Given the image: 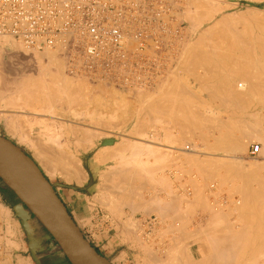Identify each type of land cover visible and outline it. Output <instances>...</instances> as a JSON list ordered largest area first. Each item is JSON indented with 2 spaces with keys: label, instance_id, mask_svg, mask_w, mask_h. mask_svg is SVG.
Masks as SVG:
<instances>
[{
  "label": "bare ground",
  "instance_id": "bare-ground-1",
  "mask_svg": "<svg viewBox=\"0 0 264 264\" xmlns=\"http://www.w3.org/2000/svg\"><path fill=\"white\" fill-rule=\"evenodd\" d=\"M168 1V3H169V5H170V15H167L166 17H164V25H163V27H160V26H154V27H151L150 28V32L151 33H153L156 37H157V41L161 44V46H163V47H167L168 48V50H167V53H165V54H162V55H160V56H156L155 57V59H154V61H155V65H156V69H157V72H156V74H147L146 76H144V77H142L141 79H146V78H150L151 80H152V82H151V84L150 85H146L144 82H139V83H137V84H139L138 86H132V85H137V84H132L130 87H125V86H121L120 88L119 87H115V86H112V85H109V84H107V80H105V79H99L98 77H96V76H91V73H85V72H80L81 70H82V68L79 66V64H78V62L76 61V59H75V56H74V54L72 53V52H68L67 51V49H66V47L63 45V44H61L60 43V41H59V36L62 34V33H60V34H58L57 33V37H56V41H55V43L53 44V45H47V44H45V43H43V42H40L39 44H38V46H25L21 41H19V40H17V39H15V38H13L11 35H8V34H3V33H0V64H3V62L1 63V61H2V58H3V53L7 50L3 45H4V42L5 41H9L10 39H12L13 41H15L16 43H19L20 45H22L23 46V48H25L26 49V51H29V52H31V53H37L38 54V52H39V54H40V52H41V54L42 55H39L38 54V56L39 57H43V58H45V60H46V63H44V67H43V71L41 70V72H44V75L43 76H40L39 75V73H38V77L39 78H41V80H37V78H36V83L37 84H35V86H34V82H32V84H30V81H29V84H28V86H30V85H32L31 87H26V88H32V87H34V89L35 88H37L36 90H33V88L31 89V90H28V89H26L25 91H22V92H24L26 95H28L29 93L27 92V90L30 92V93H32L33 92V95L31 94L30 96L32 97V100H34L33 102H34V104H36L35 102L36 101H38L40 104L41 103H43V104H45V103H47V105H42V107L41 108H44V109H47V108H49V109H55V104H56V102L58 103V101H60V100H64V94L66 95L67 94V96H68V92L71 94V95H73V93H75V90H76V92H79L78 90H80V92L82 91L81 89H83V88H81V89H78V87L79 86H77V87H74V85L72 86V84H70V83H66V81L65 80H61V78L58 76V73H57V71L58 70H61L62 69V67L64 66V68H65V70H66V73L68 74V76L70 75L71 77H75L76 79L78 78L79 80H81V81H83L84 80V82L86 81L87 83H89V85H90V87H91V85H96V86H94V87H98L97 85H100V86H104L105 88H108V90L109 89H113V91L115 90L116 91V95H117V92L119 91V93L121 94V92H127L128 94L129 93H131V95L133 94V95H140L139 97H141V95H149V93L151 94V92L153 93V92H156L157 90H159V89H161L163 86H164V89H166L165 87L167 86V85H169V87L168 88H171L170 87V84L169 83H171V81H172V88L171 89H173V85H175V84H173V82H175L176 80H177V75H175L176 73V71L177 70H180V71H182L181 69L183 68L184 69V67H183V63L187 60H191V61H189V68L187 67L188 65H187V61H186V64L184 63V65H187L186 67V69H185V74L187 73L186 72V70L188 71V69H190V67L192 68L191 70H189V72L190 71H196V72H194V73H196L197 75H198V71L196 70V67H197V69H198V64H199V66H204L205 68H201L202 70H204V69H206L207 67H209V68H207V70H209V72L210 71H212L214 68H216V69H218V71L216 70V69H214V70H216V73L217 72H220V74H218L217 73V75H216V73L214 74V71L213 72H208L207 70H205L206 72H208V75L210 74V76L211 75H213V81L215 80V78H217V82L216 81H214L216 84V91L215 92H217V94H218V96H219V99H220V101H221V106L220 107H223L225 110H228V112L230 113V116L231 117H233V120H235V119H237L236 121L237 122H239L238 124H240V123H242V125H239V126H241L240 127V130L241 131H239V134H240V132H242V134H243V131L247 128V127H245V124L246 125H248L249 126V124H247V123H245V122H248V119H246V118H248L249 117V119H251L250 117H252V119H253V117H255L256 116V114L255 113H252V112H250V110H252L253 111V109H252V107H253V105H255L256 106V104L257 103H253V102H251L250 100L252 99V98H254L252 101H254L256 98H257V96L256 95H258L259 97H258V99H260V104L261 105H263V107L262 106H260V105H258L257 104V106H260V107H262V109L264 108V20L262 21V23H263V25H262V27L260 26V24H259V26H257V25H254V23L255 22H257L258 23V21H253V19L251 18V20H252V22H253V25L252 26H247V27H240V25L238 24V25H236L234 22H233V20H235V19H232L231 17H233V15L232 14H229L230 16H228L227 15V13H226V15H227V17L228 18H226V15H225V18L223 19L222 18V15H221V19H223V20H221V19H219L220 20V22L218 21L217 23H216V21H214L215 23H211L212 25H209V28H207L208 26L206 25V28H204V30H205V32L203 31V33L202 34H199V36L197 35V36H195L196 38H198V39H192V42L190 43L191 45H188L189 43H188V38H189V33L188 32H191L189 29L191 28H189V26H191V24L190 23H192V22H194V21H196V22H199V23H196V24H200V26L202 25V23L200 22V21H202L203 22V20H211V18H209L210 16L208 15L211 11V13H210V15L211 14H213L214 13V11L216 10H218L219 11V9H215V8H219L220 7V9L223 7H221V6H219V7H217L219 4L218 3H220V2H223V1H220V0H212V1H209L208 0V2H206L207 3V5H205V1L206 0H202V2L201 3H198L200 6H201V8H198V10L200 9L201 11H197V10H195V9H197V6H199V5H194L195 4V2H196V0H167ZM198 1V0H197ZM248 1H256V2H258L259 0H248ZM199 2H200V0H199ZM210 2H213L212 4H215V5H217V6H213V9H214V11L213 10H211V8H212V5H211V3ZM208 3H210L209 5H211V8L209 9V11H208ZM202 4V5H201ZM225 4V3H224ZM223 4V5H224ZM203 5H205L206 7H203L202 8V6ZM227 5V4H226ZM231 5V4H230ZM236 5V4H235ZM194 6H196V8H194ZM199 6V7H200ZM232 6H234V5H232ZM210 7V6H209ZM215 7V8H214ZM226 7H228V6H226ZM204 8L206 9L207 8V11L209 12V13H207V11L206 10H204ZM224 8V7H223ZM247 9V8H246ZM254 9V8H253ZM249 10H250V8H249ZM264 10V9H263ZM196 11L198 12V13H196ZM217 11V12H218ZM242 12V11H241ZM247 12V11H246ZM244 13V12H243ZM258 13H259V11H258ZM260 13H261V10H260ZM217 14V13H216ZM223 14V13H222ZM239 15H240V13H238ZM255 14V13H254ZM208 15V16H207ZM232 15V16H231ZM261 15V14H260ZM262 15H264L263 14V12H262ZM261 15V16H262ZM213 16L215 17V14H213ZM223 16H224V14H223ZM249 16V15H248ZM251 17H252V15H250ZM197 18V19H195V18ZM208 17V18H207ZM211 17H212V15H211ZM218 17V16H217ZM230 17V18H229ZM194 18V19H193ZM237 18V17H236ZM253 18H255V16L253 17ZM258 18H259V16H258ZM262 18V17H261ZM264 18V17H263ZM262 18V19H263ZM255 19H257V18H255ZM262 19H260V21L259 22H261V20ZM190 20H191V22H190ZM217 20V19H216ZM240 20V19H239ZM242 20H244V19H241V21ZM257 20H259V19H257ZM189 21V22H188ZM236 21V20H235ZM240 21V22H241ZM248 20H246V22H247ZM195 23V22H194ZM194 23H192V29L193 28H198V25H194ZM204 23V22H203ZM237 23V22H236ZM245 24V23H244ZM194 25V26H193ZM234 25H236V26H234ZM251 25V24H250ZM132 27H133V25L132 24H130L129 23V21H128V19H125V21H124V23H123V26H122V31L123 32H125L126 33V35L125 36H122V38H123V40H122V42H123V48L124 49H126L127 50V52L129 53V57L131 58V59H134V60H136L138 57H139V51H138V49L136 48L137 46H136V42L131 38V36H130V30L132 29ZM78 28L81 30V26H78ZM202 29V28H201ZM200 32H201V30H200ZM4 37V38H3ZM6 37H8V38H10L9 40H8V38H7V40L5 39ZM132 37H135V36H132ZM194 37V36H193ZM217 38V37H219L220 39L219 40H221L220 42H218V38L217 39H214V38ZM250 38H252V41H250L249 39ZM215 40H217V41H215ZM12 41V42H13ZM214 42H218V43H214ZM15 43V44H16ZM251 43V44H250ZM9 44H11V43H9ZM13 44V43H12ZM11 44V45H12ZM219 44V46H217ZM7 45V44H6ZM188 45V46H187ZM248 45H250V46H248ZM13 46V45H12ZM19 47V46H18ZM219 47V48H218ZM22 48V47H21ZM14 50V49H13ZM23 50V49H22ZM237 51V56H235V55H231V52H233V51ZM49 51H52V52H49ZM185 51V53H187V54H185V56H188V58L187 57H185L184 56V52ZM230 52V54H229V56H223V55H227V54H225V52ZM7 52V51H6ZM24 52H25V50H24ZM55 53L56 55H57V57H56V60H57V58L59 59V61H60V63L58 62V63H53V62H56V61H53L54 59H53V55H52V53ZM227 52V53H228ZM30 53V54H31ZM53 53V54H54ZM150 53H148V55H149ZM183 55V59L181 58V56ZM217 55H219V59H218V57H216ZM221 55V56H220ZM185 58H187L186 60H184ZM42 59V58H41ZM40 59V60H41ZM180 59H181V61L183 62L182 64H179L180 63ZM194 61H193V60ZM217 59H218V61H217ZM38 61V60H37ZM217 61V62H216ZM191 62V63H190ZM196 63H197V65H196ZM40 64V62L37 64V65H39ZM181 65L182 67H181V69L179 68V65ZM190 64H191V66H190ZM196 65V67L194 66V69H193V66L192 65ZM211 64H213L214 65V67L212 66V69L210 70V67H211ZM0 67H1V65H0ZM39 67V66H38ZM177 68H179V69H177ZM39 69V68H38ZM201 69H200V71H201ZM40 70H38L39 72H40ZM71 70H72V72H71ZM205 71H203V72H205ZM41 72H40V74H41ZM62 72H63V70H62ZM61 72V73H62ZM183 72H184V70H183ZM37 73V72H36ZM159 73V74H158ZM193 72H191V73H189V74H191L192 76H191V80H192V78H193V74H192ZM202 73V72H201ZM212 73V74H211ZM178 74V73H177ZM181 74H183L182 72H181ZM194 75V77L196 78V79H198L197 80V82H199L201 79H202V81H200V82H206L207 80L206 79H209L208 77H210V76H206V74H199V75H201V77H200V80H199V78H198V76L197 75ZM42 75V74H41ZM175 75V76H174ZM64 76V75H63ZM67 76V75H66ZM70 76L69 77H67V78H70ZM184 76V75H183ZM183 76H181V78L182 79H180V77L178 78V79H180L181 81L183 80ZM186 76V75H185ZM184 76V77H185ZM187 76H188V74H187ZM118 77L119 78H121V79H124L120 74L118 75ZM128 77H135V78H137V75L134 73V74H126V78H128ZM174 77H177L176 78V80H175V78ZM238 77H240V79L242 78V80L243 81H241ZM65 78V77H64ZM74 78V79H75ZM174 78V79H173ZM188 78V77H187ZM186 78V79H187ZM190 78V77H189ZM210 78H212V77H210ZM236 78H238L242 83H234L235 82V79ZM92 79H98V81H93ZM196 79H194L193 78V80H195L196 81ZM20 80V79H19ZM174 80V81H173ZM179 80V81H180ZM212 80V79H211ZM210 80V81H211ZM33 81V80H32ZM68 81V80H67ZM179 82L181 85L183 84L182 82ZM184 81V80H183ZM195 81H193L194 83H195ZM85 82V83H86ZM128 82H132V81H128ZM204 82V83H205ZM212 82V81H211ZM78 83H79V81H78ZM81 83V82H80ZM84 83V84H85ZM178 83V82H177ZM201 83V86L202 85H204V86H202V87H204V89L206 90V85L208 86V83H209V81H208V83L206 84H202ZM83 84V83H82ZM81 84V85H82ZM147 84H149V83H147ZM184 84H185V82H184ZM235 84V85H234ZM27 85V84H26ZM77 85V84H76ZM78 85H80V84H78ZM178 84H176L175 86H177ZM199 85V84H198ZM37 86V87H36ZM99 86V87H100ZM174 86V87H175ZM187 86H189V84L187 85ZM187 86H185L184 85V87L186 88ZM196 86V85H195ZM233 86H234V88L236 89H233ZM81 87V86H80ZM82 87H84L83 85H82ZM88 87V86H87ZM86 87V88H87ZM202 87H200L199 86V88H201V90L203 89ZM208 87H210L211 88V86H208ZM207 87V88H208ZM213 87H214V85H212V89H213ZM19 88V87H18ZM104 88V89H105ZM180 88H181V86L179 87V90H180ZM182 88H183V86H182ZM182 88H181V90H182ZM185 88L183 89V91H187L188 90V92H189V87H188V89H186L185 90ZM215 88V87H214ZM88 89V88H87ZM94 89V88H93ZM93 89H91L90 88V91L89 92H91V91H93ZM171 89L169 90H167V91H169V93H170V91H171ZM177 89H178V86H177ZM176 89V91H174V92H171V95H173V94H175V92H176V94H179L178 93V91L179 90H177ZM212 89H209L208 88V90H206V91H208V93H206V91H204V90H198V92L199 93H203V91H204V93L203 94H205V96H207L206 94H208V96L210 95V98H211V96L213 97V96H215L214 97V99L216 100V99H218V97L216 96V95H214L213 94V92H211L210 90H212ZM217 89H219L220 91H217ZM24 90V89H23ZM37 90H40V94H41V92H42V96L40 97H37V98H35L34 99V96L36 95V91ZM53 90V92L55 91L56 92V94L54 95V93L53 94H51L52 92H50V91H52ZM97 90V89H96ZM103 90V89H102ZM105 90H107V89H105ZM174 90V89H173ZM191 90V89H190ZM197 90V89H196ZM195 90V91H196ZM214 90V89H213ZM212 90V91H213ZM86 91V90H85ZM100 91V90H99ZM165 91V90H164ZM194 91V90H193ZM192 91V93H194ZM38 93H39V91H37ZM50 92V93H49ZM98 92V91H97ZM102 92V91H101ZM100 92V93H101ZM110 92H112V90L110 91ZM209 92H211L210 94H209ZM28 93V94H27ZM35 93V94H34ZM38 93H37V96H38ZM99 93V92H98ZM113 93V92H112ZM146 93H148V94H146ZM168 93V94H169ZM173 93V94H172ZM182 94L184 93V92H181ZM191 92H190V94H192ZM195 93H197V91L195 92ZM198 93V94H199ZM58 94H62L61 95V97L63 96V98H61V97H57L58 96ZM69 94V96H71ZM80 94H82V92L80 93ZM84 94H85V92H84ZM84 94H83V96H84ZM87 94V93H86ZM93 94H95L94 92L92 93V95ZM97 94V93H96ZM103 94L104 95H106V92L104 93L103 92ZM108 94V93H107ZM111 94V93H110ZM175 94V95H176ZM186 94H187V92H186ZM189 93H188V95L187 96H189L190 95ZM197 94V95H198ZM76 95H77V93H75V97H76ZM100 95V94H99ZM132 95V99L134 98V96ZM161 95V94H160ZM181 95V94H180ZM194 95H196V94H194ZM24 96V95H23ZM60 96V95H59ZM68 96V98H70ZM77 96H79V94L77 95ZM83 96H81V97H83ZM86 96V95H85ZM97 96V95H96ZM121 96H123V95H121ZM162 96V95H161ZM187 96H185V97H183L182 96V101H180V100H178L179 98H177V97H179L178 95H177V97L176 96H174V97H176L177 99H175L174 97V99L175 100H178L180 103H178L179 104V106H177L178 104L176 103L175 105H176V107H175V105H174V110H175V108L177 109V107H180L181 109H179V110H182L181 111V113H179V110L177 109V111H178V113H179V115L176 113V112H173V113H176L177 114V118H178V120H180L178 123L180 124V122L181 123H183V124H190V126L192 125V126H194V127H198L199 125H203L204 126V124H200L201 122H199V120H197V118L195 117V116H192V110H193V108H195V107H193L192 109L190 108V107H188L189 109H190V112H187L188 110H187V106H191L192 107V105L194 106V103L196 104H198V101L196 100V102H192L193 104L192 105H190V97H192L193 99L192 100H194V98H197L196 96L195 97H193V95H191L189 98H186ZM255 96H256V98H255ZM25 97H27V96H25ZM31 97H29V95H28V99L30 98L31 99ZM72 97V101L71 100H69V101H71V103H73L74 102V104L76 103L75 101L77 100V97H76V99H74L73 97H74V95L73 96H71ZM81 97H79V98H81ZM94 97H95V95H94ZM101 97H102V95H101ZM111 97V96H110ZM119 97H120V95H119ZM131 97V96H130ZM158 97V96H157ZM171 97V96H170ZM170 97L168 98V99H170ZM198 97H200V96H198ZM65 98H67V97H65ZM79 98H78V100H77V102L79 101V102H82L85 98H82L81 100H79ZM93 98V97H92ZM96 98H98V97H96ZM102 98H104V97H102ZM106 98H107V96H106ZM114 98V97H113ZM115 98H117L116 96H115ZM126 98V97H125ZM137 98H138V96H137ZM143 98V97H142ZM158 98H160V97H158ZM163 98V97H162ZM166 98V97H165ZM172 98V97H171ZM184 98V99H183ZM207 98V97H206ZM210 98H209V100H210ZM40 99V100H39ZM94 99V98H93ZM120 99H123V98H120ZM136 99V98H135ZM167 99V98H166ZM198 99V98H197ZM201 99V98H200ZM205 99V98H204ZM211 99H213V98H211ZM213 99V100H214ZM27 100V99H26ZM36 100V101H35ZM66 100V102H64V103H67V101H68V99H65ZM87 100H88V98H87ZM86 100V101H87ZM91 100V99H90ZM89 100V101H90ZM119 100V99H118ZM157 100V99H156ZM162 100V99H161ZM172 100V99H171ZM171 100H168V101H171ZM203 100V99H202ZM208 100V101H209ZM214 100V101H215ZM247 100H249L248 102H247ZM31 101V100H30ZM88 101V105H89V102ZM91 101H93V100H91ZM109 101V100H108ZM113 101H116V99L115 100H113ZM121 100H119V102H120ZM124 101V100H123ZM128 101V100H127ZM155 101V100H154ZM184 101V102H183ZM200 101V100H199ZM205 101V100H204ZM216 101H218V100H216ZM220 101L218 102V103H220ZM244 101H246V102H244ZM32 102V101H31ZM31 102H29V104H27V106H31ZM125 102V101H124ZM152 102V101H151ZM151 102H149L148 104L150 105V106H148V104H146L147 105V107L145 108H143L142 109V114H143V116L145 117H151V115L152 114H150L151 112H150V110H151V108L152 107H154V106H151L153 103H151ZM157 102H158V100H157ZM162 102H163V104L165 103V101H164V99L162 100ZM173 102H174V100H173ZM181 102H183V103H181ZM213 102V101H212ZM255 102V101H254ZM256 102H258V101H256ZM62 104H63V102H61ZM71 103H70V106H71ZM82 103H84V102H82ZM95 103H96V100H95ZM95 103H93V104H95ZM105 103V102H104ZM120 103H122V102H120ZM135 103V102H134ZM134 103H133V105H134ZM145 103V102H144ZM159 103H161V102H159ZM168 103H170V102H168ZM167 102H166V105L168 104ZM175 103V102H174ZM200 103H201V101L199 102V105H200ZM204 103H206V102H204ZM208 103V102H207ZM210 103H211V101H210ZM209 103V104H210ZM217 102H213L212 104H214V106H216L217 104H216ZM250 103V104H249ZM251 103L253 104L252 105V107L251 108H249V106L251 105ZM259 103V102H258ZM69 104V103H68ZM73 104V105H74ZM81 104V103H80ZM99 104V103H98ZM107 104V103H106ZM106 104H104V105H106ZM141 104V103H140ZM189 104V105H188ZM208 104V105H209ZM216 104V105H215ZM33 105V104H32ZM86 105V104H85ZM110 105H112V102H111V104ZM115 105H119V103H117V104H115ZM137 105V104H136ZM141 105H143V104H141ZM145 105V104H144ZM145 105V106H146ZM158 105H161V106H157V105H155V107L154 108H152V110L153 109H155L156 110V108L158 107V109H160L161 110V107H163V105H162V103L161 104H158ZM206 105V104H205ZM204 105V106H205ZM207 105V106H208ZM69 106V105H68ZM76 106H78V105H76ZM81 107H83L84 105L82 104V105H80ZM87 106V105H86ZM97 106V105H96ZM95 106V107H96ZM99 106V105H98ZM97 106V107H98ZM107 106V105H106ZM113 106V105H112ZM125 106H127V108L126 109H128V107L130 106H128V104L127 105H123L122 104V106L120 105V106H115L116 108H114L115 110H112L110 113H104V114H101V113H95V112H92V113H90V112H86L85 114H80L81 115V117H79V115H77L78 113H74L71 117H73L71 120L69 119H67V120H63V118L62 119H60V117L59 118H57L56 117V115H55V117H53V115L51 116H48V119L46 118L45 120H40L39 118H37V117H35V118H30V119H35L36 120V122H35V120L33 121V122H31V127H32V124H34V122H35V124L37 123V125H40L41 126V129L40 128H38L39 129V135L34 139V138H32L31 136H29L30 134L29 133H31V131L29 132V133H26V132H21V134H18V141H19V143H24L25 144V146L28 148V149H30L31 151H32V156L34 155L36 158H38L37 159V161H39V164L43 167V169L45 170V172H47L48 174L47 175H49V177H52V178H55V176H59L60 178H62L63 180H65V181H67L68 183H70V182H74V183H76L77 185H81V184H83L84 183V181L86 180V174H87V172H86V174H85V172H84V156H85V154L89 151V150H92V149H95L96 148V150L97 149H99V145L102 147V144L101 143H99V141H100V139H102L104 136L106 137L107 136V134H105L103 131L105 130V126L103 127V129H100L99 127H102L103 125H106V124H113V125H117L116 127L114 126V129H116L117 127H118V125H120L121 126V124H123V126H124V122H126L127 120L129 121V118H127V120H124L125 119V117L128 115V113H127V115L125 114L126 113V111H125V113H124V110H125ZM132 106V105H131ZM130 106V107H131ZM164 106H165V104H164ZM168 107H166V108H168L167 109V111L169 110L170 111V108H169V106H172V108H171V113H172V111H173V103H171L170 105L168 104L167 105ZM196 106V105H195ZM201 106H203L202 104H201ZM200 107V106H198L197 105V107L199 108V109H201V108H206V107ZM210 106H211V104H210ZM209 106V107H210ZM255 106H254V108H255ZM37 107V106H36ZM85 107V106H84ZM100 107H102V106H100ZM108 107V106H107ZM136 107V106H135ZM150 107V108H149ZM160 107V108H159ZM196 107V108H197ZM216 107H218V108H220L219 107V105L218 106H216ZM80 108V107H79ZM86 108V107H85ZM99 108V107H98ZM104 108V107H103ZM122 110H121V109ZM124 108V109H123ZM149 109V111H147L148 109ZM164 108V107H163ZM162 108V109H163ZM195 108V109H196ZM208 108V107H207ZM213 108V107H212ZM258 108V107H257ZM87 109V108H86ZM90 109H92V108H90ZM94 109V108H93ZM100 109V108H99ZM105 109V108H104ZM117 109H119V111L122 113V111H123V113H122V117L124 116V115H126V116H124L123 117V119H120V121H119V118L118 119H116L115 117H117V116H119V112L118 111H116ZM147 111V112H150L149 113V115H147V114H144V112H145V110ZM194 109V110H195ZM214 109V108H213ZM222 109V108H221ZM256 109V108H255ZM80 110V109H79ZM85 110V109H84ZM133 110V111H132ZM159 110V111H160ZM164 111H165V108L163 109ZM163 110H161L160 111V113L163 111ZM187 110V111H186ZM203 110V109H202ZM209 110V112H210V109H208ZM212 110V109H211ZM60 111V110H59ZM61 111H62V109H61ZM85 111H87V110H85ZM92 111H94V110H92ZM131 111L132 112H134V108H132L131 109ZM144 111V112H143ZM166 111V112H167ZM168 111V112H169ZM176 111V110H175ZM195 111H198V110H195ZM200 111V110H199ZM205 111H207V109L205 110ZM255 111V110H254ZM253 111V112H254ZM256 111H257V109H256ZM255 111V112H256ZM258 111H260L259 110V108H258ZM80 112V111H79ZM129 112H130V108H129ZM139 112V111H138ZM146 112V113H147ZM208 112V111H207ZM227 112V113H228ZM140 113V112H139ZM152 113H154L155 114V111L154 112H152ZM163 113H165V112H162L161 114H163ZM171 113H170V115H169V113H168V115L165 113V115H167V116H171ZM172 113V114H173ZM191 113V114H190ZM195 113H197L198 114V116H199V112H195ZM195 113L193 112V115H195ZM212 113H214V110H212ZM216 113V112H215ZM217 113H219L220 114V116H221V114L222 113H224V112H222V113H220V112H217ZM229 113L227 114L228 116H229ZM252 113V114H251ZM261 112H257V115H258V117H257V119L259 118V114H260ZM109 114V115H108ZM124 114V115H123ZM138 114V113H137ZM154 114H153V116H154ZM175 114V115H176ZM201 114H203L204 115V112H202L201 111ZM200 114V118L198 117V119H200V121L202 120V115ZM208 114V113H207ZM211 113H209V115H210ZM218 114V115H219ZM253 114H254V116H253ZM121 115V114H120ZM129 115H131V112H130V114ZM136 115V114H135ZM140 115V117L138 116V115H136L135 116V119L136 118H138L139 117V119L141 118V119H144V118H142V115H141V113L139 114ZM156 115H157V111H156ZM165 115H160V116H162V118L165 116ZM205 115H206V113H205ZM209 115H207V116H209ZM213 115V114H212ZM211 115V116H212ZM215 115V117H216V119L218 118V116H216V114H214ZM224 115L226 116V113H224ZM262 114H260V116H261ZM264 115V114H263ZM33 116H38V114H33ZM43 116H45V115H43ZM133 116H134V114H133ZM138 116V117H137ZM158 116V115H157ZM159 116V117H160ZM207 116H205L204 117V119L207 117ZM47 117V116H46ZM65 117V116H64ZM128 117H130V116H128ZM132 117V116H131ZM156 117V116H155ZM155 117H154V119H155ZM175 117V116H174ZM173 117V118H174ZM214 117V116H213ZM214 117V118H215ZM245 118L246 119V121L243 119V121L244 122H242V118ZM49 118H51V119H49ZM115 118V119H114ZM121 118V117H120ZM157 118V117H156ZM177 118H176V121H175V124L177 123ZM208 118V117H207ZM209 118H212V117H210L209 116ZM226 118V117H225ZM224 118V120L226 121V119ZM241 118V119H240ZM261 118H263V117H261ZM30 119H29V122H30ZM169 119V118H168ZM213 119V118H212ZM216 119H214V120H216ZM240 119V120H239ZM260 119V118H259ZM259 119L258 120H256V121H259ZM113 120H115L114 122H112V123H109L110 121H113ZM121 120H122V122L123 123H121ZM145 120V119H144ZM147 120H149V119H147ZM156 120V119H155ZM160 120V119H159ZM195 120H197V121H195ZM221 120V122H222V119H220ZM219 119H218V121H220ZM254 120H255V118H254ZM263 120V119H262ZM32 121V120H31ZM116 121H119V122H116ZM127 121V122H128ZM136 121V122H135ZM152 121H154V120H152ZM169 121H171L170 122V124L171 123H173L172 121H174V119H172V116H171V119H169ZM208 121H209V119H208ZM217 121V120H216ZM224 121V122H225ZM228 121L229 122H231V120H227V124H228ZM261 121V120H260ZM260 121H259V124H260ZM131 122V121H130ZM129 122V123H130ZM139 121H137V120H134L133 121V124H139L138 123ZM163 122H166V121H163ZM202 122H203V120H202ZM215 122V121H214ZM221 122L219 123V122H217V123H219V125L221 124ZM233 122V121H232ZM237 122H234V123H236L237 124ZM252 122H254V121H252ZM114 123H116V124H114ZM119 123V124H118ZM146 123V122H145ZM144 123V124H145ZM158 123V122H157ZM162 123V122H161ZM178 123H177V125H178ZM204 123H206L205 121H204ZM223 123V122H222ZM255 123V122H254ZM261 123H264V120H263V122L261 121ZM34 124V125H35ZM142 123H141V121H140V124L139 125H137V131L139 130V128H140V131L142 132V130L144 129H142L141 127H139L140 125H141ZM149 124H150V122H149ZM153 124V123H152ZM156 124V123H155ZM168 124V123H167ZM166 124V125H167ZM182 124V126L184 127V125ZM208 124L209 125H211L212 123L210 122H208ZM214 124V126L212 127V129L214 130V132L216 131V129H218V127H219V125H218V127L216 128V123H213ZM225 125H227L226 123H224ZM232 124V123H231ZM238 124H237V126H238ZM243 124H244V126H243ZM257 124H258V122H257ZM259 124H258V126H256V123L255 124H253V125H251V123H250V125H251V129H249V130H247L246 129V131L244 132V135L245 136H247V137H251V139H252V141H257L258 142V144H255V145H257L258 146V152H257V154H255L254 156H251L250 155V152H249V156H251V158L252 157H259V155H258V153L260 152V154L262 155L261 157H262V159H264L263 157V155H264V136H263V131L260 129V127H263V126H260L259 127ZM33 125V126H34ZM146 125V124H145ZM165 125V124H164ZM205 125H207V123L205 124ZM222 125V124H221ZM220 125V127H222ZM224 125V126H225ZM230 125V124H229ZM233 126H234V124H232ZM29 126V127H30ZM54 126V128H52ZM147 126V125H146ZM146 126H145V129H146ZM149 126V125H148ZM174 126V124L172 125V127ZM179 126H181V124L179 125ZM179 126H177V127H173V128H176V130L178 129V127ZM186 126V125H185ZM190 126L188 125L187 126V128L189 127L190 128ZM192 126H191V128L190 129H192ZM212 126V125H211ZM210 126V127H211ZM236 126V125H235ZM245 127V129L244 130H242L243 129V127ZM30 127V128H31ZM38 127V126H37ZM112 126L110 125V126H107V128H111ZM144 127V126H143ZM159 127V126H158ZM157 127V128H158ZM168 127V126H167ZM167 127H166V130L168 131V135H170V134H172V133H170V132H172V131H170L169 132V129L171 128H169L168 127V129H167ZM227 127V126H226ZM229 127V126H228ZM227 127V128H228ZM250 127V126H249ZM106 128V129H107ZM156 128V129H157ZM164 128V130H165V126L164 127H162L161 126V128L160 129H163ZM184 128H186V127H184ZM200 128H202V126L200 127ZM204 128V127H203ZM223 128V127H222ZM221 128V129H222ZM225 128V127H224ZM227 128H225V129H227ZM231 128V127H230ZM230 128H228V129H230ZM242 128V129H241ZM264 128V127H263ZM113 129V130H114ZM131 129V128H130ZM133 130L135 129L136 130V126H135V128L133 127L132 128ZM142 129V130H141ZM145 129H144V131H145ZM148 129V128H147ZM156 129H155V131L154 132H156ZM160 129H158V130H160ZM172 129V128H171ZM181 129H182V127H181ZM189 129V130H190ZM206 129V128H205ZM205 129H203L204 131H206ZM211 129V128H210ZM232 130H233V132H237L238 130H239V127H237V129L234 127V129H236L237 131H234V129H233V127L231 128ZM33 130V129H32ZM113 130H110V131H107V132H111V131H113ZM119 130V129H118ZM152 130H153V128H152ZM166 130H165V133H164V131L162 130V132L166 135L165 137H167V139H168V136H167V134H166ZM179 130H180V128H179ZM183 130V129H182ZM188 130V132H190ZM195 130V129H194ZM198 130H200L199 129V127H198ZM203 130H202V133H204L203 132ZM209 130V129H208ZM213 130L211 131V132H213ZM218 130H220V129H218ZM143 131V132H144ZM151 131V130H150ZM175 131V130H174ZM185 131V130H184ZM192 131V130H191ZM201 131V130H200ZM210 131H208V132H210ZM222 131V130H221ZM225 131V130H224ZM223 131V132H224ZM226 131H230V130H226ZM225 131V135H221V132L219 133V135H221V136H218V132H217V136L218 137H216L215 136V134H214V142H212V143H214V146H215V148H217L219 145H227L228 147L231 145V148L233 147V149L231 150V148L229 147V149H228V151H232V153H233V150H235V152L236 153H238L239 155H240V153L242 154V152H244V150H247V146L249 145L248 144V142L250 141V139L248 140V139H245V141H243V140H241L240 138H242V137H239L238 138V136H236V137H233L234 136V133L231 131V134H233V135H231V137L228 135L229 133H227ZM9 132H13L14 133V131L13 130H9L8 131V133ZM103 132V133H102ZM117 132V131H116ZM116 132H115V134H116ZM157 132H159V131H157ZM156 132V133H157ZM181 132V131H180ZM180 132H177L178 134L180 133ZM197 132V131H196ZM222 132V133H223ZM70 134V136H74V142L75 143H72L73 141L72 140H70V139H68L67 138V134ZM118 133V132H117ZM130 133H133V132H130ZM129 132H128V134H130ZM137 133L138 132H136L135 131V134H136V136H137ZM152 133V132H151ZM193 133V132H192ZM199 133H201V132H199ZM207 133V132H206ZM226 133H227V135H226ZM238 133V132H237ZM10 134V133H9ZM120 134V133H119ZM134 134V133H133ZM139 134H140V132H139ZM142 134V133H141ZM182 133H180L179 135H181ZM184 134H186V131H185V133ZM184 134H182V136L184 135ZM189 134L191 135V132L190 133H188V135L187 136H189ZM196 134V133H195ZM198 134V133H197ZM209 134V133H208ZM238 134V135H239ZM246 134H248V135H246ZM112 135V134H111ZM126 135V136H125ZM125 135H123V134H121V136H118V137H120L121 139H122V141H124V142H121V144H122V146H123V143L124 144H126V146H127V143L125 142V141H129V140H127V139H131V142H129V143H132V145L134 146L133 148H132V150H131V153H130V155H129V157H128V155H127V158H125L124 159V157L122 156L123 154L121 153V152H117V151H119V147L117 148V146L119 145L118 143H120V140H119V142L115 145V144H113V145H115V146H113L112 145V147H111V149L114 147V149L113 150H111V149H109L110 148V146L108 147V149H106L107 148V146H106V148H105V150H100V151H98V157L99 158H101V160H102V163L104 164V165H106L105 163L107 162L106 160L107 159H109V158H117V159H119L120 160V162H122L123 160V162L126 164V165H129V164H131L132 165V168H133V170H132V174L130 173V172H128V171H126L127 173H128V175L125 173V170L126 169H124V171H122V170H120L121 168V165H120V167H119V169L117 168L116 170H115V174L114 175H116V174H118V175H123V176H121L122 178L119 180V181H115V182H109L110 184H108V182H105V184L107 183V185H104L103 184V186H102V188H103V190H104V193L102 192V190H101V192L103 193H100V195H102V198H100L99 197V201H102L101 199H104V197L105 198H107V201H102L101 203L103 204V206H106L110 201V203H112V200H111V197L113 198V197H118L121 193H122V191H124V189L126 188L127 189V191H128V194H126V192L125 193H123L122 195L123 196H121L120 198H119V200H118V198H116L118 201H121V202H126V201H128V197H132V198H129V204H128V206L130 205V209H131V211H132V215H133V212H135V211H139V210H142L144 213L143 214H149V213H151V211H153V215H154V212H155V214L158 216H160L159 218H160V222L164 219V218H162L161 217V215L162 216H164V215H170V213H171V215L173 216V218L175 217L174 216V212L171 210V209H176V210H174L175 211V215H176V213H177V209H179V208H177V205L176 204H179L180 205V208L181 207H183V206H186V204L187 203H185V205H182V204H180L182 201H184V202H186L187 200H188V198L187 197H189V195L191 194V188L194 186V182L192 181V187H191V185H190V187H189V185H188V187H184L185 188V192H186V194L188 195L187 197H184V195H183V193H181L182 195H183V197L184 198H186L185 200H183V197H182V200H180V203H179V198L182 196V195H180V196H173L172 194L170 195V196H168L167 197V199H165L164 197L165 196H162V194H161V196H162V199H160V198H152L150 195L152 194H150V192L148 193V195H149V197H151V199L149 198V197H147L148 195H146V197L147 198H149L150 200H148L147 198V200L148 201H146V200H143L142 198H143V196L145 195V194H147V193H141L142 191H141V189H143L144 190V184H146L147 182H149V180L152 182V181H156L157 182V186H159V184L161 185V187L162 188H164V190H170L171 188H170V183H169V181L168 180H165L166 178H167V176H165L164 177V175L162 176L161 175V172L163 171V170H161V172H159L158 171V168H154L155 170H157L159 173L157 174V175H160V176H158V177H156V178H158V179H156L154 176H153V174L154 173H152V175H151V173H149L150 171H151V169H153V166H156V165H158V164H161V163H163V162H165V160H166V158H167V156H169L168 154H172V152H173V150H174V152H175V155H177L179 152H180V154H181V151H182V153L183 154H185V155H187L186 157L187 158H189V160H192L193 159V161H194V163H191L190 161H189V163H185L186 164V166H187V164H195V162H196V164H197V166H198V168L196 167V165H195V171H196V169H197V171H204V172H209V174L208 175H211V177H213L214 175H218L219 176V173H222L221 175H222V177H221V175L219 176V178H218V180H220L221 178H222V180H220V181H223V182H231L232 184V187L230 186V183H229V185H225L223 182H221V184H222V186L223 185H225V186H227L226 188L227 189H229V186L231 187V190L229 189V192L230 193H228V194H226L227 195V197L229 198V196L231 195V196H233V194L231 193V192H235V195L237 196V198H234V200H233V198L231 199L232 201L231 202H233V207H231V208H229L230 210H228V202L230 201V199H229V201L227 202V200H225L226 202H227V205H226V207L225 208H227V211L226 212H228V211H230V213H232L233 215H235V216H232V217H236V219H237V223L235 222V223H232V224H224L225 222H228V218H227V216H226V221H224L225 219H224V217L222 216L223 215V213H224V211H222L223 213L222 214H220L219 212H218V210L217 209H220L221 207H222V205L219 207V205H218V207L219 208H217V206H216V210H217V213L215 214H213V216H216L215 217V220L216 221H218L219 222V219L221 220V222H223L224 221V225H220V224H218L213 218V216H211L210 218H209V223H211V225H206V227L208 228L207 229V233L206 234H204L203 232L205 231L206 232V230H202V229H198L199 227H197V229H198V231L200 230V231H203V232H200V233H197L198 235H201V234H203L204 236H206L205 237V239H207V237H208V240H209V242H208V240H207V242L206 243H209L210 244V246H209V248H208V250L210 251V254H206V255H204V256H202V257H200V258H192V254H191V251H192V245H189V244H187V245H189L188 247L186 246V244H184L183 242H186V241H184L185 240V238L187 239L188 237V239H193V238H190V236L192 237V235H191V233L190 232H192L193 230H190L189 228H187V229H189L188 230V232H187V229L185 230V226H184V229L182 228L183 226L181 225V227H179V226H174V227H172V231H168V232H173L174 231V233L176 232L175 231V227H176V230H178L179 228H182L181 229V232H180V230H178V232H180V233H178V234H175L176 235V238L178 239V237H181L182 235H181V233H182V231L184 232V240H183V236H182V240H183V242L181 241L180 242V238L177 240L176 238L175 239H172L173 241H170V239H166L167 240V242H168V240H169V242L168 243H165V242H163L162 240L161 241H159V242H161V243H164V244H160V246H158L157 247V245L156 244H154V245H156L155 247H157L156 249L157 250H159V254L158 253H156L155 255H153V252L151 251V246H153V244H151V245H149L150 247H148V248H146V245L148 244H144L145 243V241H141V235H140V238H139V236L137 237V242H138V245H141V247L143 248V252L144 253H146L145 255H147V254H150V253H152L151 254V256H150V261L153 263V261H154V264L155 263H157V264H264V160L262 161L261 159V161H259V162H257L256 161V163H252V162H248V160H247V162H244V161H242L243 159H242V156H244V155H241V156H238L237 154L236 155H234V156H230L231 155V152H228L227 151V149H226V152H228L230 155H229V161L227 160L226 161V158H225V156L227 157L228 156V154L227 155H224V159L222 158V156H221V158H222V162L220 161L219 162V160H221L220 159V155H223V153H222V149H219V150H222L221 151V153L222 154H220L219 155V160L217 161V158H216V156L214 155V154H209V152L207 151V149L209 148V147H212V149L211 150H213V149H215L214 148V146H212V144H211V142H210V140H209V142H210V145H209V147L207 148L206 146H205V144H203L205 147H206V153L208 152V154L209 155H214L215 156V158H216V161L214 160L215 158H213L212 156H211V158H209V156H204V154L205 153H201V152H199L200 151V149L202 148V150L204 149L203 147H201V148H199V150H197V147H196V150L198 151V153L196 152V154L195 153H193V151H195V147H193V146H190L189 147V145L187 146L186 144L187 143H189V142H187L186 144H179V146L177 147L176 145H175V147H174V145H164L163 144V142L166 140V138H165V140L163 141V142H160V141H158V137L157 136H155L154 135V133H153V136L151 135H149V138L147 137V136H145V135H138V137H132V134L131 135H127V134H125ZM163 135V134H162ZM177 134H175V138L178 136H176ZM193 135V134H192ZM201 135V134H200ZM200 135H198V136H200ZM209 135H211V133L209 134ZM17 136V135H16ZM35 136V135H34ZM114 136V135H113ZM164 136V135H163ZM174 135L172 134V137H173ZM198 136H197V138H198ZM204 136H206V134L204 133L203 134V140H204ZM208 136V135H207ZM239 136H242L241 134L239 135ZM244 136V137H245ZM109 137H110V135H109ZM127 137H129V138H127ZM157 137V138H156ZM171 137V138H172ZM193 137H196V136H193ZM192 137V138H193ZM3 138V137H2ZM73 138V137H72ZM127 138V139H126ZM179 138H181L180 136H179ZM188 138V137H187ZM187 138H185V135H184V139H187ZM190 138H191V136H190ZM200 138V137H199ZM198 138V139H199ZM208 137H206L205 138V140H204V142L206 141V139H207ZM4 139H6V138H4ZM163 139V138H162ZM169 139H170V136H169ZM168 139V140H169ZM201 139V138H200ZM210 139H212V138H210ZM243 139V138H242ZM254 139V140H253ZM8 140V139H7ZM161 140V139H160ZM174 140V139H173ZM189 140H191V139H189ZM193 140H194V138H193ZM212 140V141H213ZM248 140V141H247ZM103 141V140H102ZM118 141V140H117ZM167 141V140H166ZM169 141H171V140H169ZM195 141H196V139H195ZM202 141V140H201ZM208 141V140H207ZM206 141V142H207ZM11 142V141H10ZM173 142H175V140L173 141ZM178 142V141H177ZM180 142V141H179ZM12 143V142H11ZM74 144V145H72V144ZM194 142H192L191 144H193ZM201 143H203V142H201ZM14 144V143H13ZM104 145H106V143H103ZM169 144H171V142H169ZM176 144V143H175ZM196 144V143H195ZM194 144V145H195ZM207 144H209V143H207ZM216 144L218 145V146H216ZM248 144V145H247ZM14 145H16V144H14ZM110 145V144H109ZM187 147H186V146ZM255 145H253V146H255ZM17 146V145H16ZM82 146V147H81ZM83 146H86L85 148L83 147ZM120 146V145H119ZM130 146V145H129ZM128 146V147H129ZM197 146V145H196ZM225 146H223V147H225ZM252 146V147H253ZM261 146V147H260ZM17 147H19V146H17ZM128 147H126V148H128ZM20 148V147H19ZM126 148H125V150H126ZM219 148V147H218ZM218 148H217V150H218ZM246 148V149H245ZM260 148H261V150H263L262 151V153H261V150H260ZM129 149V148H128ZM251 149V148H250ZM29 150V151H30ZM122 150V149H121ZM210 150V149H209ZM210 150V151H211ZM216 150V149H215ZM215 150H213L214 151V153L215 152H218V151H215ZM112 151V152H111ZM176 151H178L177 153H176ZM124 152V151H123ZM129 152V151H128ZM173 152V153H174ZM189 152H192V154H190ZM246 152V151H245ZM114 153V154H113ZM213 153V152H212ZM225 153V152H224ZM26 154V153H25ZM112 154V155H111ZM129 154V153H128ZM201 154H203V157H201L200 155ZM208 154H206V155H208ZM27 155V154H26ZM111 155V156H110ZM174 155V156H175ZM188 155H190L189 157H188ZM194 155V157H192ZM28 156V155H27ZM33 156V157H34ZM173 156V154L171 155V157ZM179 156V154L176 156V159L178 160V159H180L181 158V156H184V155H180V158H177ZM247 156V155H246ZM29 157V156H28ZM109 157V158H108ZM185 157V156H184ZM195 157L197 158H200V159H197V160H195ZM206 157H208V158H206ZM30 159H31V157H29ZM175 157H172V159H174ZM183 158V157H182ZM186 158V159H187ZM203 158V159H202ZM247 157H245L244 159H246ZM260 158V157H259ZM213 159V160H212ZM231 159V160H230ZM254 159V158H253ZM32 160V159H31ZM175 160V159H174ZM177 160H175V161H177ZM181 161H183L184 159H180ZM188 160V159H187ZM225 160V161H224ZM33 161V160H32ZM93 161V160H92ZM168 161H170V160H168ZM186 161V160H185ZM184 161V162H185ZM231 161H233V162H231ZM250 161V160H249ZM34 162V161H33ZM112 162V161H111ZM122 162V163H123ZM253 162H255V161H253ZM35 164V163H34ZM121 164V163H120ZM125 164H124V166H125ZM184 164V163H183ZM184 164V165H185ZM0 165H1V169H4L7 173H9L10 174V178H9V180H10V182L21 192V194L25 197V198H28V199H32L31 198V194L28 192V189L26 188V186L23 184V182L20 180V178H17L16 176H15V178L11 175V173H10V170L12 169V168H18L17 167V165L15 164V162L13 161V159H12V156L7 152V151H5L3 148H1L0 147ZM36 165V164H35ZM95 165V164H94ZM162 165V164H161ZM188 165V168L190 167L191 168V166H189ZM106 166H108V165H106ZM117 166V165H116ZM181 166H183L182 164H180V167ZM36 167L38 168V166L36 165ZM115 167V166H114ZM123 167V166H122ZM126 167H128V166H126ZM125 167V168H126ZM106 168V167H105ZM111 168V167H110ZM129 168L131 169V167L129 166ZM184 168H186V167H184ZM187 168V169H188ZM190 168L188 169V171L190 170ZM39 169V168H38ZM107 169V168H106ZM153 169V170H154ZM162 169V168H161ZM175 169V168H174ZM198 169H200V170H198ZM112 170V169H111ZM176 170V169H175ZM40 171V170H39ZM202 171V172H203ZM107 171H105V173H106ZM108 172H110V171H108ZM151 172H153V171H151ZM155 172V171H154ZM164 172V171H163ZM176 172V171H175ZM180 172H182V170L180 171ZM186 172H187V170H186ZM186 172L184 173V174H186ZM203 172V174L202 175H204L205 173ZM140 173H142V174H144V176H145V178H147V179H142V178H140ZM198 172H195V174H197ZM199 173H201V172H199ZM206 173V174H207ZM42 174V173H41ZM111 174V173H110ZM130 174H131V176H130ZM165 174V173H164ZM174 174L176 175V176H178V174H179V172H177V174L176 173H174L173 172V170L172 171H170V170H167V172H166V175H168L169 177H171V178H173V176H174ZM182 174H183V172H182ZM190 174V173H189ZM205 174V175H206ZM103 175H104V173H103ZM113 175V176H114ZM118 175H116L117 177H119ZM147 175H149L148 177H147ZM206 176V177H210V176ZM213 175V176H212ZM109 176V175H108ZM108 176H107V178H108ZM113 176H112V174H111V178L109 179H107V180H113L114 181V179H116L115 177L113 178ZM143 175H141V177H144ZM176 176L174 177L175 179H176ZM195 176H198V175H195ZM201 176V175H200ZM105 177V178H104ZM104 177L102 176V178H104V179H106V176L104 175ZM165 179H164V178ZM189 177V176H188ZM45 178V177H44ZM113 178V179H112ZM173 178V179H174ZM179 178H181V177H179ZM179 178H177V179H179ZM199 178V177H198ZM216 177L214 176L213 177V180L215 179ZM46 179V178H45ZM118 179V178H117ZM188 179V178H187ZM193 179H194V176H193ZM207 180H209V178H206ZM142 180H144V183H143V181ZM189 180H190V178H189ZM199 180V179H198ZM213 180H212V182H213ZM47 181V180H46ZM106 181V180H105ZM142 181V182H141ZM168 181V182H167ZM185 181H187V180H185ZM195 181V180H194ZM180 182V181H179ZM182 182H184V180L182 181ZM188 182V181H187ZM189 182H191V181H189ZM188 182V183H189ZM197 182V181H196ZM200 181H198V183H199ZM204 182V181H203ZM208 182V181H207ZM211 182V180L209 181V183ZM211 182V183H212ZM185 183V182H184ZM197 183V184H198ZM218 183H220V182H218ZM47 184L50 186V188H51V190L54 192V190H53V188H52V186L49 184V182L47 181ZM148 184V183H147ZM150 184V183H149ZM156 183H154V184H152V185H155ZM196 184V183H195ZM204 184V183H203ZM207 184V183H206ZM206 184H205V186H206ZM215 184V183H214ZM151 185V184H150ZM149 185V186H150ZM179 185V184H178ZM182 185V184H181ZM200 185V184H199ZM218 185V184H217ZM147 185H145V187H146ZM148 186V187H149ZM225 186H223L224 187V189L222 188L221 189V187L219 188V189H221V191H225V190H227V189H225ZM147 187V188H148ZM151 187L152 186H150L149 188L151 189ZM156 187V186H155ZM195 187V186H194ZM204 187V186H203ZM149 188H148V190H149ZM152 188H154V187H152ZM157 188V187H156ZM161 188V189H162ZM182 188H183V186H182ZM207 188V187H206ZM125 189V190H126ZM175 189V188H174ZM194 189V188H193ZM198 191H199V189H198V186H197V188H196ZM210 189H211V186H210ZM217 189H218V187H217ZM232 189H234L233 191H232ZM148 190H147V192H148ZM152 190V189H151ZM150 190V191H151ZM155 190V189H154ZM163 190V189H162ZM161 190V191H162ZM177 190V189H176ZM195 190V189H194ZM197 190H195V192H197ZM209 190V189H208ZM100 191V190H99ZM161 191H159L158 190V193L159 192H161ZM183 191V190H182ZM211 191V190H210ZM223 191V192H224ZM165 192V191H164ZM163 192V193H164ZM167 192V191H166ZM169 192V191H168ZM167 192V193H168ZM184 192V193H185ZM194 192V191H193ZM220 192V191H219ZM222 192V193H223ZM226 192V191H225ZM153 193H154V191H153ZM156 193H157V191H156ZM170 193H173V191H171ZM217 193V192H216ZM54 194L56 195V197L60 200V198L58 197V195L54 192ZM166 194V193H165ZM177 194V193H176ZM214 194H215V192H214ZM213 194V195H214ZM230 194V195H229ZM103 195H104V197H103ZM156 196V194L154 193L153 194V196ZM159 195H160V193H159ZM167 195H169V193L167 194ZM166 195V196H167ZM198 195H199V192H198ZM202 195V194H201ZM211 195V194H210ZM209 195V196H210ZM229 195V196H228ZM235 195H234V197H235ZM171 196H173L174 198H172ZM145 197V196H144ZM201 197V196H200ZM205 197H207V196H205ZM211 197H212V195H211ZM211 197H210V199H211ZM217 197H218V195H217ZM226 197V198H227ZM164 198V199H163ZM193 198H194V196H193ZM199 198V197H198ZM215 198V197H214ZM227 198V199H228ZM145 199V198H144ZM181 199V198H180ZM196 199H197V197H196ZM220 199V198H219ZM224 199H225V197H224ZM130 200H133V201H130ZM199 200H201L202 201V199H199ZM215 200V199H214ZM113 201H114V198H113ZM191 201H192V203H191ZM194 200H192L191 198L187 201L188 202V204H187V206H186V208H181V209H179L178 210V214L176 215V217L177 216H179V217H177V219L176 218H174V220L176 221V222H178V219H180V216H182L181 214H180V212L181 213H183L184 211H187L188 210V208L190 207H192L193 205H191V204H193L194 202H193ZM207 201V200H206ZM216 201V200H215ZM220 201H222V200H220ZM60 202L62 203V201L60 200ZM105 202H108L106 205L104 204ZM116 202V201H115ZM120 202V204L119 205H122L123 203H121ZM204 202H205V199H204ZM225 202V203H226ZM125 203V204H126ZM199 203H201L202 204V206H203V209L205 208V210H207V208L205 207V204L203 205V202H200V201H197V204L199 205V206H201ZM220 203V202H219ZM230 203V202H229ZM63 204V203H62ZM113 204V203H112ZM115 204H118V203H115ZM124 204V205H125ZM126 204V205H127ZM195 204V203H194ZM210 204V203H209ZM214 204V203H213ZM216 204V203H215ZM231 204H229V205H231ZM64 205V204H63ZM118 205V206H119ZM182 205V206H181ZM189 205H191V206H189ZM115 206V205H114ZM117 206V205H116ZM128 206H127V208H128ZM176 206V207H175ZM64 207H65V205H64ZM122 207H124V206H122ZM193 207H197V205L196 206H193ZM213 207H215V206H213ZM120 208H121V206H120ZM113 209H115V207L113 208ZM119 209V208H118ZM117 209V210H118ZM129 209V208H128ZM129 209V210H130ZM182 209H183V211H182ZM187 209V210H186ZM193 209V208H192ZM200 209H202V208H200ZM202 209V210H203ZM209 209V212L211 213V211L213 212H215V210H211L210 211V209H214V208H212V206L210 207V208H208ZM223 208H221V210H222ZM194 210V209H193ZM192 210V211H193ZM68 211V210H67ZM110 211H112V210H110ZM141 211V212H142ZM169 211H170V213H169ZM220 211V210H219ZM7 212H9V211H6L2 206H0V223L2 224V219L3 218H6L7 217V215H8V213ZM117 212H119V211H117ZM116 212V213H117ZM166 212H168V214H165ZM173 212V213H172ZM200 212H203V211H200ZM114 213V212H113ZM123 213V212H122ZM125 213V212H124ZM192 213V212H191ZM70 214V213H69ZM127 214H128V212H127ZM142 214V215H143ZM146 214V215H147ZM164 214V215H163ZM186 214H187V212H186ZM188 214H189V212H188ZM195 214H197V213H195ZM200 214V213H199ZM202 214V213H201ZM217 214L218 215H221L222 217H223V219H221L222 217H220V216H217ZM224 214H226V215H230V214H227V213H224ZM112 215V214H111ZM131 215V214H130ZM170 215V216H171ZM129 216V215H128ZM145 216V215H144ZM157 216L155 217V215L153 216V217H150V219L148 220L149 221V223L148 224H150L152 227L153 226H155V225H157V224H159V222L157 223ZM187 216V215H186ZM190 216V215H189ZM209 216V215H208ZM225 216V215H224ZM231 216V215H230ZM229 216V217H230ZM8 217H9V215H8ZM80 217V216H79ZM131 217V216H130ZM166 217H168V216H166ZM213 217V218H212ZM220 217V218H219ZM10 218V217H9ZM144 218V217H143ZM142 218V219H143ZM146 218V217H145ZM159 218H158V220H159ZM183 218L185 219V216L184 217H181V219L183 220ZM187 218V217H186ZM207 218V217H206ZM215 221V224L217 223V226L216 225H214V223H213V221H212V219ZM218 220H217V219ZM231 218V217H230ZM162 219V220H161ZM170 219V218H169ZM172 219V218H171ZM180 219V220H181ZM208 219V218H207ZM207 219H206V221H205V223L207 222ZM211 219V220H210ZM235 219V220H236ZM5 220V219H4ZM174 220H172L173 222H174ZM186 220V219H185ZM190 220H193L192 219V217H191V219ZM203 220V219H202ZM230 220V219H229ZM96 221V220H95ZM128 221H129V219H128ZM134 221V220H133ZM137 221V220H136ZM166 221H167V219H166ZM189 221V220H188ZM200 221V220H199ZM199 221H197L198 222V225H199ZM212 221V222H211ZM234 221V220H233ZM138 222V221H137ZM163 222V221H162ZM171 222V221H170ZM173 222L171 223L172 225H174L173 224ZM196 222V223H197ZM4 223H7V222H4ZM3 223V224H4ZM175 223V222H174ZM180 223H181V221H180ZM183 223H187V220L184 222L183 221ZM183 223H181V224H183ZM190 223V222H189ZM201 223V222H200ZM228 223H230V221L228 222ZM0 224V225H1ZM76 224V223H75ZM127 224V228H129V229H131V228H134L135 227V223H133L132 221H129V222H127V221H125V225ZM139 224V223H138ZM188 224V223H187ZM192 224V223H191ZM195 224V223H194ZM194 224L193 225H191V227L192 226H194ZM234 224H237V225H234ZM8 225V224H7ZM77 225V224H76ZM124 225V226H125ZM196 225V224H195ZM218 225H220V226H222V227H218ZM226 225V226H225ZM5 226V225H4ZM137 226V225H136ZM142 226H146L147 227V225L145 224V225H142ZM170 226V225H169ZM167 227V228H170L171 229V227ZM224 226V227H223ZM7 227V226H6ZM126 227V226H125ZM158 227H159V225H158ZM166 227V226H165ZM196 227V226H195ZM2 228V227H1ZM79 228V227H78ZM127 228H125V231L126 230H128L129 231V233H131V231L129 230V229H127ZM137 228V227H136ZM145 227H142V231H144L145 232V229H144ZM148 228V227H147ZM167 228H165V229H167ZM178 228V229H177ZM204 228H205V226H204ZM203 228V229H204ZM139 229V230H140ZM149 229V228H148ZM153 229H154V227H153ZM152 229V230H153ZM164 229V230H165ZM174 229V230H173ZM193 229V228H192ZM206 229V228H205ZM132 230V232H133V235H135L134 233H135V231L136 230H134L133 231V229H131ZM151 230V229H150ZM163 230V231H164ZM195 230V229H194ZM81 231V230H80ZM128 231H127V233H128ZM160 231V230H159ZM166 231V230H165ZM165 231L163 232L164 234H168L167 236H168V238H171L170 236H171V233H170V236H169V233H165ZM197 231V232H198ZM7 232L9 233V229L7 228ZM158 232V231H157ZM185 232H186V234H185ZM1 233V232H0ZM7 233V234H8ZM81 233H82V231H81ZM128 233V234H129ZM147 233V232H146ZM152 233V232H151ZM173 233V234H174ZM190 233V234H189ZM194 233V232H193ZM3 234V233H2ZM4 234H6V232H4ZM148 234V233H147ZM162 234V233H161ZM187 234H189L190 236H186ZM10 235H12V234H10ZM137 235V234H136ZM143 235H145V234H143ZM180 235V236H179ZM193 235H195V233L193 234ZM8 236H9V234H8ZM147 236V235H146ZM148 236H149V234H148ZM161 236V235H160ZM167 236H165V238H167ZM178 236V237H177ZM162 238L164 237V236H161ZM175 237V236H174ZM173 237V235H172V238H174ZM197 237V236H196ZM0 238H2L1 236H0ZM149 238V237H148ZM4 239V238H3ZM187 239V240H188ZM5 240H7V239H5ZM125 240V239H124ZM160 240V239H159ZM165 239H164V241H166ZM93 241H94V239H93ZM7 242H8V240H7ZM151 242V241H150ZM159 242H156L157 244L159 243ZM14 242H12V243H7L8 245H12ZM62 245H63V247L66 249V251H67V253L69 254V258H71L72 259V261L74 262V264H91L90 262H88V261H86L85 259H84V257H82L80 254H78L75 250H73V249H71L69 246H67L63 241H62ZM92 243V242H91ZM137 244V243H136ZM208 244V245H209ZM13 247H14V245H12ZM93 246V245H92ZM130 246V245H129ZM15 247H17V246H15ZM136 247V246H135ZM154 247V246H153ZM208 247V246H207ZM150 248V249H149ZM16 249V248H15ZM151 251H149V250ZM155 249V248H154ZM155 249V250H156ZM1 252V251H0ZM157 252V251H156ZM208 252V251H207ZM206 252V253H207ZM8 253V252H7ZM1 256V255H0ZM9 256V255H8ZM149 256L147 255V257L149 258ZM7 257V256H6ZM5 260V259H4ZM10 260V258L8 259V261ZM143 260H146V258L145 259H143ZM148 261H149V259H147ZM7 260H6V263L8 262ZM147 262V261H146ZM10 263V262H9ZM144 263V262H143ZM151 263V264H152ZM17 264H26L24 261H22V260H19L18 261V263ZM27 264H28V262H27ZM147 264H149V263H147Z\"/></svg>",
  "mask_w": 264,
  "mask_h": 264
},
{
  "label": "rangeland",
  "instance_id": "rangeland-1",
  "mask_svg": "<svg viewBox=\"0 0 264 264\" xmlns=\"http://www.w3.org/2000/svg\"><path fill=\"white\" fill-rule=\"evenodd\" d=\"M209 1H212V0H209ZM214 1V0H213ZM220 1H223V2H220V3H218L217 5H215V4H212L213 2H210L211 3V5H212V8H211V5H209L210 3H208V11H209V9L211 8V10H213L214 11V9H213V6H217V7H219V6H223L221 9H220V7L219 8H215V9H219V11L217 12L216 10L214 11V13L213 14H215V17L213 16V14H211L212 15V17H211V15H210V13L212 12H208L207 11V8L205 9L204 8V10H206L207 11V13H209L208 15L210 16L209 18H211V20H203V22L202 21H200L201 23H202V25L200 26V24L198 25V24H196V23H199V22H196V21H194V22H192V23H194V25L196 26V25H198V28H193L192 29V23H190L191 24V26H189V30L191 31V32H188L190 35H189V38H188V45H191L190 43L192 42V39L194 40H196V39H198V38H196L195 36H199V34H202L203 33V31L205 32V30H204V28H206V25L208 26L207 28H209V25H212L213 23H215L214 21H216V23L219 21L220 22V20L219 19H221V15H222V18L224 17L225 18V15H226V13H227V15L228 16H230L229 14H232L233 15V17H231L232 19H235V20H233V22L236 24V25H240V27L242 26V27H247L248 25L249 26H252L253 25V22H252V20H251V18L253 19V21L255 20V21H258V23L257 22H255L254 23V25H257V26H259V24H260V26L262 27V25H263V23H262V21L264 20V15H262V12H263V14H264V0H259L258 2H256V1H248V0H220ZM201 3L202 2V0H200V2H199V0L197 1L196 0V2H195V4L194 5H199L198 3ZM206 2H208V0H206L204 3H205V5H207V3ZM203 3V2H202ZM225 3V4H224ZM224 4V5H223ZM227 4V5H226ZM231 4V5H230ZM236 4V5H235ZM202 5V4H201ZM205 5H203L202 6V8L203 7H206ZM232 5H234V6H232ZM200 6V5H199ZM199 6H197V9H195V10H197V11H201L200 9L198 10V8H201V6L199 7ZM210 6V7H209ZM226 6H228V7H226ZM194 8H196V6H194ZM247 8V9H246ZM249 8H250V10H249ZM254 8V9H253ZM260 10H261V13H260ZM196 11V13H198ZM242 11V12H241ZM247 11V12H246ZM258 11H259V13H258ZM244 12V13H243ZM217 13V14H216ZM224 14V16H223V14ZM238 13H240V15L238 14ZM255 13V14H254ZM262 16H261V15ZM207 15V16H208ZM227 15H226V18H228L227 17ZM231 15V16H232ZM249 15V16H248ZM250 15H252V17L250 16ZM218 16V17H217ZM255 16V18H257V19H259V20H257V19H255V18H253ZM258 16H259V18H258ZM237 17V18H236ZM263 19H262V18ZM195 18V17H194ZM193 18V19H194ZM208 18V17H207ZM219 18V19H218ZM223 18V19H224ZM225 18V19H226ZM230 18V17H229ZM195 19H197V18H195ZM217 19V20H216ZM223 19H221V20H223ZM240 19V20H239ZM241 19H244V20H242L241 21ZM260 19H262L261 20V22H259L260 21ZM214 20V21H213ZM246 20H248L247 22H246ZM241 21V22H240ZM189 22V21H188ZM190 22H191V20H190ZM237 22V23H236ZM212 23V24H211ZM245 23V24H244ZM251 24V25H250ZM262 24V25H261ZM193 25V26H194ZM236 25H234V26H236ZM264 27V26H263ZM202 28V29H201ZM200 30H201V32H200ZM199 33V34H198ZM194 36V37H193ZM4 38V37H3ZM7 38L8 37H6L5 39L7 40ZM192 38V39H191ZM218 38V42H220L221 40H219L220 38L219 37H217ZM216 37L214 38V39H217ZM10 38H8V40H9ZM194 40V41H195ZM250 41H252V38H250L249 39ZM12 39H10L9 41H5L4 42V47L7 49L4 53H3V58H2V61H1V63L3 62V64H0L1 65V67H0V137H3V138H6V139H8L9 141H11L12 143H14V144H16L17 146H19L20 147V149L24 152V153H26L29 157H31V159L34 161V163L38 166V168H39V170H40V172L42 173V175L46 178V180L49 182V184L52 186V188H53V190H54V192L58 195V197L63 201V203H64V205H65V207H66V209L68 210V211H71L72 212V214H73V216H75V217H72V218H75V221L77 222H75L76 224H78L77 226L79 227V229L82 231V234L84 235V237L86 238V240L91 244V245H93V247H94V244H96V242H101V239H103V238H105L107 235L108 236H111L110 238L112 239V244H113V246H116L118 243H119V241H120V243H122V244H125V245H130L129 246V251H130V255H129V259H135V262H136V264H147V263H149V264H151L152 262L150 261V256H151V254L152 253H150V254H147L148 256H149V258L147 257V255H145L146 253H144L143 252V248L141 247V245H138V240H137V237L139 236V238H140V235H141V241H145V245H146V248H148V247H150L149 245H151V244H153L154 242V244H156L157 245V247L158 246H160V244H164V243H161V242H159V241H163V242H165V243H168L169 242V240H168V242H167V240L166 239H170V241H173L172 239H175L176 238V235L175 234H178V233H180L181 232V229L183 228L184 229V226H185V230L187 229V228H189L190 230H193L192 232H190L191 233V235H192V237L189 235V234H187L186 236L188 237V236H190V238H193L192 240L191 239H186L185 237H184V230L182 231V233H181V235L183 236V240H184V238H185V240L184 241H186V242H183V240L181 239L182 238V236L181 237H178V239L180 238L181 240H180V242L182 241L184 244H186V246L188 247L189 245H192V251H191V254H192V258L194 259V258H200V257H202V256H204V255H206V254H210V251L208 250V248H209V246H210V244L209 243H206L207 242V240H208V237H207V239H205V237L206 236H204L203 234H201V235H198L197 233H200V232H203L204 230H206V232L204 231L203 233L204 234H206L208 231H207V227H206V225H211V223H209V218L211 217V216H213V214L215 213H217V210H218V212L220 213V214H222L223 212L222 211H224V213H227V214H230L229 216L231 217H229L228 215H226V214H224L223 213V217H224V219L226 218V216H227V220H228V222L230 221V223H228V222H225L224 223V221H226V219L224 220L223 219V217L221 216V215H218L217 214V216H220V217H222L221 219H223L224 221L223 222H221V220L219 219V222L221 223H219L218 221H216L215 220V217L216 216H213L212 218L218 223V224H220V225H224V224H232V223H237V219H236V217H232V216H235V215H233L232 213H230V211H228V212H226L227 211V208H228V210H230L229 208H231V207H233V202H231L232 200V198H233V200H234V198H237V196L235 195V192H231L232 194H233V196H231L230 194V196H229V198L227 197V195L226 194H228V193H230L229 192V189L231 190V187H232V183L231 182H223V181H220V180H222V178L220 179V180H218V178H219V176L222 174V173H219V176L216 174V175H214L216 178L213 180V177H211V175H208L209 174V172L207 173V172H204L203 170V172L206 174H204V175H202L203 174V172L200 170V169H198V170H200V171H197V169H196V171H195V165H196V167L198 168V166H197V164H196V162H195V164H187V166H186V162L187 163H189V161L191 162V163H194V161H193V159L192 160H189V156L190 155H188V157L189 158H187L186 156L187 155H185V154H183L182 153V151H181V154L182 155H184V156H181V158H180V152L178 153L179 154V156L177 157V158H180V159H184L183 161H181L180 159H176V156L178 155H175V152H174V150H173V152H172V154H173V156L172 157H175L174 159L175 160H177V161H175L174 159H172V157H171V155L170 154H168L169 156H167V158H166V160H165V162H163V163H161V164H158V165H156V166H153V169L154 168H158V171L159 172H161V170H163L162 172H161V175L163 174L164 175V177L165 176H167V178L165 179L164 177V179L165 180H170L169 181V185H170V190L168 189H166V190H164V188H162L161 187V185L159 184V186H157V182L156 181H150L149 180V182H147L146 184H144V190L143 189H141V193H147V194H145L144 196H143V200H146V201H148V200H150L151 199V197L152 198H160V199H162V196H165L164 198L165 199H167V197L168 196H170L171 194L173 195V196H180V195H182L181 193H183V195H184V197H187L188 195L186 194V192H185V188L184 187H188V185H189V187H190V185L192 184V181L194 182L193 184H194V186L192 187V185H191V194L189 195V197H187L188 198V200L191 198L192 200H194L193 202L195 203H193V204H191V205H193V206H196L197 205V207H189L188 208V210L187 211H184L183 213H181L180 212V214L182 215V216H180V219H181V217H184L185 216V219L187 220V223H183V221L185 222L186 220L183 218V220L181 219H178V222H176L175 220H174V218H176L177 219V217H179V216H177L176 217V215L178 214V210L179 209H181V208H186V206H187V204H188V200L186 201V202H184V201H182L181 203H180V200H182V197H183V195L179 198V203L180 204H182V205H185V203H187L186 204V206H183V207H181L180 208V205L179 204H176L177 205V208H179V209H177V213H176V215H175V211L174 210H176V209H171L173 212V214H174V218H173V216L171 215V213H170V211H169V213H170V215L168 214V212H166L165 214H168V215H164V216H162L161 215V217L162 218H164L161 222H160V216L158 215H156L155 214V212H154V215H155V217L157 216V223L159 222V224H157V225H155V226H153L154 227V229H153V227L150 225V224H148L149 223V219H150V217H153L154 215L152 214L153 213V211H151V213H149V214H143L144 212L142 211V210H139V211H135V212H133V215H132V211H131V207H130V205L128 206V204H129V198H132V197H128V201H126V202H121V201H118L119 200V198L121 197V196H123L122 194L123 193H125L126 192V194H128V191H127V189L125 190L124 189V191H122V193L118 196V197H116V198H118V200L115 198V197H113L114 198V201H113V198L111 197V200H112V203H108V202H105L104 204L106 205L107 203V205L106 206H103V204L101 203L102 201L104 202V201H107V198H105L104 197V195H103V197H104V199H101L102 201H99L100 199H99V197L100 198H102V195H100V193H104V190H103V188H102V186H103V184L104 185H107V183L105 184V182H115V181H119L122 177L121 176H123V175H118V174H116V175H118L119 177H117L116 175H114L116 172H115V170L118 168L119 169V167H120V165H121V169L120 170H122V171H124V169H126L125 170V173L128 175V173L126 172V171H128V172H130L131 174L133 173L132 172V170H133V168H132V165L131 164H129V165H126L123 161V163L122 162H120V160L119 159H117V158H109V159H107L106 161V165H108V166H106V165H104L103 163H102V160H101V158H99L98 157V151H100V150H105V148H106V146H107V148L106 149H108V147L110 146V148L109 149H111V147H112V145L113 144H117L118 142H119V140L121 139L120 137H118V136H121V134H123V135H125V134H127L128 136L129 135H131L132 134V137H135L136 136V134H135V131L136 132H138L137 133V136L136 137H138V135L140 136V135H145V136H147L148 138H149V135L151 134L152 136H153V133H154V135L155 136H157L158 137V141H160V142H163L164 140H165V138H166V140L163 142V144L164 145H174V147H175V145L178 147L179 146V144H186L187 142H189V143H187L186 145L188 146L189 145V147L190 146H193V147H195L194 149H195V151H193V153H195L196 154V152L198 153V151L197 150H199V148H201V147H203L204 149L202 150V148L200 149V151L199 152H201V153H205L204 154V156H209V158H211V156L213 157L214 155L216 156V158H217V161L219 160L218 158H219V155L220 154H222L223 153V155H220V159L221 160H219V162L221 161L222 162V158L224 157V155H227L228 154V156L226 157L225 156V158H226V161L230 158L229 157V153L228 152H231V155L230 156H234V155H238V156H241V155H244V156H242V161H244V162H247V160H248V162H252V163H256V161L257 162H259V161H263L264 159H262V155L260 154V152L258 153V155H259V157L257 156V157H252L251 158V156H249V152H250V148L253 146V145H255V144H258V142L255 140V141H252V139H251V137H247V136H245L244 135V132L246 131V129L247 130H249V129H251V125H253V124H255L256 123V126H258V124H259V121L261 120L262 122H263V120H264V108L262 109V107H263V105H261L260 104V99H258V95H256L257 96V98H256V96H255V102L254 101H252L254 98H252L250 101L251 102H253V103H257L258 105H260V106H262V107H260V106H257V104H256V106L255 105H253L252 103H251V105L249 106V108H251L252 107V105H253V107H252V109H253V111L255 110L256 111V109H257V111L255 112H253L252 110H250V112H252V113H255L256 114V116L255 117H253V119H252V117H250L251 119H249V117L248 118H246V119H248V122H245V123H247V124H249V126L248 125H246L245 124V127H247L246 129H245V127H243L244 126V124H243V129L242 130H244L243 131V134H242V132H240V134L242 135V136H239L240 134H239V131H241L240 130V127L241 126H239V125H242V123H240V124H238L239 122H237L236 120L237 119H235V120H233V117H231L230 116V113L228 112V110H225L223 107H220L221 106V101H220V99H219V96H218V94H217V92H215L216 91V83L214 82V81H218L217 80V78H215V80L213 81V75L216 73V70L218 71V69H216V68H214V69H216V70H212V71H210V72H213L214 71V74L213 75H211L210 76V74L208 75V72H209V70H207V68H209V67H207L206 69H204V70H202L201 68L203 67V68H205L204 66H199V64L197 65V63H196V65L198 66V69H197V67H196V65H192L193 66V69H194V66L196 67V70L198 71V75L196 74L197 72L196 71H190L189 72V70H191L192 68L190 67V69H188V71L186 70V74H185V69L188 67L189 68V61H191V60H186L187 58H188V56H185V54H187V53H185V51L183 52L184 53V56L185 57H187V58H185L184 60H186L187 61V65H184V63L186 64V61L183 63L182 61H181V59H180V63L179 64H182L183 65V67H184V69L182 68L181 69V65H179V68L182 70V71H180V70H177L175 73V75H177V77L179 78L180 77V79H182L181 78V76H183V80L181 81L180 79H178L177 77H174L175 78V80H176V78H177V80L175 81V82H173V84H178L177 86H178V89H177V86H175V85H173V89H171L172 88V81H171V83H169L170 84V87L171 88H168L169 87V85H167L165 88L166 89H164V86L161 88V89H159V90H157L156 92H151V94L149 93V95H141V97H139L140 95H133L134 96V98L132 99V95H131V93H127V92H121V94L119 93V91L117 92V95H116V91L114 90L113 91V89H109L108 90V88H105L104 86L102 87V86H100V85H97L98 87L96 88V87H94V86H96V85H91V87H90V85H89V83H87L86 81V83L84 82V80L83 81H81V80H79L78 78L76 79L75 77H71L70 75V78H67V77H69L68 76V74L66 73V70H65V68H64V66L62 67V69L61 70H58L57 71V73H58V76L61 78V80H65L66 81V83H70V84H72V86L74 85V87H77V86H79L78 87V89H81V88H83V89H81L82 91V94H80L81 92H80V90H78L79 92H76V90H75V93H77V95L79 94V96H77L76 95V97H77V100H78V98L79 97H81V96H83V94H84V92H85V94H84V96L83 97H81V98H79V100H81L82 98H85L82 102H84V103H82V102H77V100L75 101L76 103L74 104V102L73 103H71V99H72V97L71 96H73L74 95V99H76V97H75V93H73V95H71L69 92H68V96H69V94L71 95V96H69L70 98H68V96H67V94L65 95L64 94V96L65 97H67V98H65L64 97V100L62 101V100H60V101H58V103L56 102V104H55V109H49V108H47V109H44V108H41L42 107V105H47V103H45V104H43V103H39L38 101H36L35 103L36 104H34V100H32V97L30 96L31 94L33 95V92L32 93H30L28 90H31L32 88H33V90H36L37 88H35L34 89V87H32L31 89L29 88H26L27 86H28V84H29V81H30V84H32V82H34V86H35V84H37L35 81H36V78L40 75V76H43L44 75V72H41V70L43 71V67L45 66L44 65V63H46V60H45V58H43L42 56L41 57H39L38 56V54H39V52H38V54L37 53H31V52H29V51H26V49L25 48H23V46L22 45H20L19 43H16L15 41H13ZM193 41V42H194ZM215 41H217V40H215ZM192 42V43H193ZM218 42H214V43H218ZM9 43H13L12 45L11 44H9ZM16 43V44H15ZM7 44V45H6ZM251 44V43H250ZM187 45V46H188ZM19 46V47H18ZM217 46H219V44L217 45ZM248 46H250V45H248ZM22 47V48H21ZM219 48V47H218ZM14 49V50H13ZM23 49V50H22ZM24 50H25V52H24ZM49 52H52V51H49ZM228 52V51H227ZM225 52V54H227V55H223V56H229V54H230V52ZM31 53V54H30ZM54 53V52H53ZM52 53V55H53V61H56V62H53V63H60V61H59V59L57 58V60H56V57H57V55L54 53L53 54ZM43 54V53H42ZM41 54V52H40V54L39 55H42ZM231 55H235V56H237L238 54H237V51H233V52H231ZM221 56V55H220ZM183 57V55L181 56V58ZM216 57H218V59H219V55H217ZM42 58V59H41ZM41 59V60H40ZM183 59V58H182ZM189 59V58H188ZM218 59H217V61H218ZM38 60V61H37ZM193 60V59H192ZM58 61V62H57ZM194 61V60H193ZM216 61V62H217ZM40 62V64L39 65H37L38 63ZM192 62V61H191ZM190 62V63H191ZM39 66V67H38ZM43 66V67H42ZM187 66V67H186ZM190 66H191V64H190ZM212 66L214 67V65L213 64H211V67H210V70L212 69ZM201 67V68H200ZM39 68V69H38ZM179 68H177V69H179ZM41 69V70H40ZM200 69H201V71H200ZM38 70H40V72H41V74H40V72L38 71ZM62 70H63V72H62ZM183 70H184V72H183ZM205 70H207L208 72H206ZM220 70V69H219ZM203 71H205V72H203ZM37 72V73H36ZM62 72V73H61ZM181 72L183 73V74H181ZM191 72H193L192 74H193V78L194 79H196L195 77H194V75L196 74L197 76H198V78H199V80H200V77H201V75H199V74H206V76H210V77H212V78H210V77H208L209 79H206L207 81L205 82L206 84L208 83V81H209V83H208V86H211V88L210 87H208L207 85H206V90H208V88L209 89H212V85H214V87H213V91L212 90H210L211 92H213V94L214 95H216L217 97H218V99H216V100H218V101H216L215 99H214V97L215 96H211V98H213V99H211L210 98V93L211 92H209V96H208V94H206L207 96H205V94H203L204 93V91H206L205 89H204V87H202V86H204V85H202L201 86V83L202 82H200V81H202V79L199 81V82H197V80L198 79H196V81L195 80H193V78H192V80H191V74H189V73H191ZM194 72H196V73H194ZM202 72V73H201ZM209 72V73H210ZM221 72V71H220ZM220 72H217L218 74H220ZM38 73H39V75H38ZM178 73V74H177ZM217 73H216V75H217ZM187 74H188V76H187ZM212 74V73H211ZM38 75V76H37ZM64 75V76H63ZM67 75V76H66ZM174 75V76H175ZM215 76V75H214ZM65 77V78H64ZM188 77V78H187ZM190 77V78H189ZM75 78V79H74ZM173 78V79H174ZM187 78V79H186ZM202 78V77H201ZM239 79H240V77H238ZM238 78H236L235 79V84L236 83H242L241 81H243L242 80V78L239 80ZM20 79V80H19ZM41 80V78H37V80ZM212 79V80H211ZM33 80V81H32ZM35 80V81H34ZM38 80V81H39ZM68 80V81H67ZM183 83L182 85L179 83L180 81ZM212 82H211V81ZM78 81H79V83H78ZM174 81V80H173ZM193 81H195V83L193 82ZM81 82V83H80ZM178 82V83H177ZM184 82H185V84H184ZM203 82V83H204ZM83 83V84H82ZM85 83V84H84ZM202 83V84H203ZM204 83V84H205ZM27 84V85H26ZM77 84V85H76ZM78 84H80V85H78ZM84 86V87H82V85ZM189 84V86H187ZM199 84V85H198ZM234 84V85H235ZM184 85L185 86H187L186 88L184 87ZM196 85V86H195ZM26 86V87H25ZM32 85H30V86H28V87H31ZM81 86V87H80ZM88 86V87H87ZM100 86V87H99ZM175 86V87H174ZM181 86V88H182V86H183V88H182V90H181V88H180V90H179V87ZM199 86L200 87H202L203 89L202 90H204L203 91V93L201 92V93H199L198 92V90H201V88H199ZM19 87V88H18ZM37 87V86H36ZM88 89H87V88ZM188 87H189V92H188V90L187 91H183V89L185 88V90L186 89H188ZM208 87V88H207ZM28 89L27 90V92L29 93H27L28 95H29V97H31V99L29 98L28 99V95H26L24 92H22V91H25L26 89ZM90 88L91 89H93V91H91V92H89L90 91ZM107 89V90H105V89ZM24 89V90H23ZM97 89V90H96ZM103 89V90H102ZM170 90L171 89V91H170V93H169V91H167V90ZM176 89L177 90H179L178 91V93L179 94H176ZM191 89V90H190ZM197 89V90H196ZM233 89H235L234 88V86H233ZM86 90V91H85ZM100 90V91H99ZM112 90V92H110ZM165 90V91H164ZM194 90V91H193ZM197 91V93H195L196 91ZM201 90V91H202ZM236 90V89H235ZM32 91V90H31ZM37 91H39V93L37 92ZM35 93H36V95L34 96V99L35 98H37V97H39L41 94H42V92H41V94H40V90H37ZM99 93H98V92ZM102 91V92H101ZM174 91H176L175 92V94H173V95H171V92H174ZM192 91L194 92V93H192ZM209 91V90H208ZM208 91H206V93H208ZM217 91H220L219 89H217ZM50 92H52L51 94H53L54 93V95L56 94V92L54 91L53 92V90L52 91H50ZM49 92V93H50ZM95 93V94H93L92 95V93ZM101 92V93H100ZM103 92L105 93L106 92V95H104L103 94ZM181 92H184L183 94L181 93ZM186 92H187V94H186ZM190 92L192 93V94H190ZM34 93V94H35ZM37 93H38V96H37ZM87 93V94H86ZM97 93V94H96ZM108 93V94H107ZM111 93V94H110ZM169 93V94H168ZM188 93L190 94L189 96H187L188 95ZM199 93V94H198ZM40 94V95H39ZM100 94V95H99ZM146 94H148V93H146ZM162 96H161V95ZM181 94V95H180ZM194 94H196V95H194ZM198 94V95H197ZM24 95V96H23ZM60 95V96H59ZM61 95L62 94H58V96L57 97H61ZM86 95V96H85ZM94 95H95V97H94ZM97 95V96H96ZM101 95H102V97H104V98H102L101 97ZM119 95H120V97H119ZM121 95H123V96H121ZM177 95L179 96V97H177ZM191 95H193V97H197V98H194V100H192L193 98L192 97H190ZM25 96H27V97H25ZM42 96V95H41ZM40 96V97H41ZM106 96H107V98H106ZM111 96V97H110ZM115 96L117 97V98H115ZM131 96V97H130ZM137 96H138V98H137ZM160 97V98H158V97ZM172 98H171V97ZM174 96H176L177 98H179L178 100H180V101H182V96L183 97H185V96H187L186 98H189L190 100V105H192L194 102H196V100L198 101V104L196 103H194V106L192 105V107L191 106H187V110L189 109L188 107H190L191 109L193 108V107H197V105L198 106H200V107H203L205 104V106L204 107H206L209 103H210V101H211V106H210V104L206 107V108H201V109H199L198 107L195 109V108H193V112L195 113V112H199L200 114H201V111L202 112H204V115L203 114H201L202 116V120H203V122H202V120L200 121V114H199V116H198V114L197 113H195V115H193V112H192V116H195L196 118H197V120H199V122H201L200 124H204V126L203 125H199L198 127H199V129L201 130H198V127H194V126H192V129H190L191 128V126H190V124H188L189 126H190V128L188 127L187 128V124H183V123H181L180 122V124H181V126H179L180 124L178 123L180 120H178V118L176 117L177 116V114L179 115V113H181V111L182 110H179V109H181L180 107H177V109L179 110V113H178V111H177V109L175 108V110H174V105L177 103H180L178 100H175V99H177L176 97H174ZM198 96H200V97H198ZM94 99H93V98ZM96 97H98V98H96ZM114 97V98H113ZM126 97V98H125ZM143 97V98H142ZM163 97V98H162ZM167 99H166V98ZM170 97V99H168ZM175 99H174V98ZM207 97V98H206ZM61 98H63V96L61 97ZM87 98H88V100H87ZM120 98H123V99H120ZM136 98V99H135ZM201 98V99H200ZM205 98V99H204ZM209 98H210V100H209ZM260 98V97H259ZM27 99V100H26ZM65 99H68V101H67V103H64V102H66V100ZM93 100V101H91V100ZM116 99V101H113V100H115ZM121 100L120 102H122V103H120L119 102V100ZM158 100V102H157V100ZM164 99V101H165V106L166 107H168L167 105L169 104H171V103H173V111H172V113L173 112H176V113H171L170 111H171V108H172V106H169V108H170V111L168 112L167 111V109L168 108H166L165 106H164V104H163V102H162V100ZM172 99V100H171ZM184 99V98H183ZM203 99V100H202ZM32 102H31V101ZM40 100V99H39ZM69 100H71V101H69ZM87 100V101H86ZM90 100V101H89ZM95 100H96V103H95ZM109 100V101H108ZM125 102H124V101ZM128 100V101H127ZM155 100V101H154ZM168 100H171V101H168ZM173 100H174V102H173ZM201 101V103H200V105H199V102ZM205 100V101H204ZM209 100V101H208ZM88 101L90 102L89 103V105H88ZM152 101V102H151ZM194 101V102H193ZM215 103V102H219L220 101V103H216L215 105L216 106H218L219 105V107L220 108H218V107H216V106H214V104H212L213 102ZM249 100H247V102H248ZM256 101H258V102H256ZM29 102H31V106H27V104H29ZM61 102H63V104L61 103ZM105 102V103H104ZM111 102H112V105H110L111 104ZM135 102V103H134ZM145 102V103H144ZM149 102H151V103H153L151 106H154L155 107V105H157V106H161V105H158V104H161L162 103V105H163V107L165 108V111L163 110L164 108L163 107H161V110H163L162 112H165L167 115H168V113H169V115H170V113H171V116H172V119H174V121H172L173 123H171L170 124V122L171 121H169V119H171V116H167V115H165V113H163V114H161L160 113V109H158V107L156 108V110L155 109H153L152 110V108H154V107H152L151 108V110H150V112L152 111V112H154L155 111V114L154 113H150V112H147V111H149V109L146 111L145 109V112H144V114H147V115H149V113L150 114H152L151 115V117H144L143 116V114H142V109L145 107H147V105L146 104H148ZM159 102H161V103H159ZM166 102L168 103V102H170V103H168L167 105H166ZM184 102V101H183ZM183 102H181V103H183ZM193 102V103H192ZM204 102H206V103H204ZM208 102V103H207ZM244 102H246V101H244ZM246 102V103H247ZM69 103V104H68ZM70 103H71V106H70ZM81 103V104H80ZM93 103H95V104H93ZM99 103V104H98ZM107 103V104H106ZM117 103H119V105H115V104H117ZM133 103H134V105H133ZM143 104V105H141V104ZM33 104V105H32ZM74 104V105H73ZM84 105L83 107H81L80 105ZM87 106H86V105ZM104 104H106V105H104ZM122 104L123 105H127L128 104V106L130 105H132L131 107L129 106L128 107V109H126L127 108V106H125V110H124V113H125V111H126V115H127V113H128V115L126 116V115H124V116H126L125 117V119L124 120H127V118H129V121L127 122H124V126H123V124H121V126L120 125H118V127L116 128V129H114V126L116 127L117 125H113V124H106V125H103L102 127H99L100 129H103V127L105 126L106 128H107V126H112L111 128H105V130L103 131L105 134H107V136L105 137H103L102 139H100V141H99V143H101L102 144V147L99 145L98 147H99V149H97L96 150V148L95 149H92V150H89L86 154H85V156H84V172H85V174H86V172H87V174H86V180L84 181V183L83 184H81V185H77L76 183H74V182H70V183H68L67 181H65V180H63L62 178H60L59 176H55V178H52V177H49V175H47L48 173L47 172H45V170L43 169V167L39 164V161H37V159L38 158H36L34 155V157L32 156V151L30 150V149H28L26 146H25V144L24 143H19V141H18V134H21V132L23 131V132H26V133H29L30 131H31V133H29L30 135L29 136H31L32 138H36L39 134V129L38 128H40L41 129V126L40 125H37V123L35 124V122H36V120L35 119H30L31 117L32 118H35V117H37V118H39L40 120H45L46 118L48 119V116H52L53 115V117H55V115H56V117L57 118H59L60 117V119H62L63 118V120H69L70 118L72 119L73 117H71L74 113H78L77 115H79V117H81V115L82 114H85L86 112H90V113H92V112H95V113H101V114H106V113H110L112 110H115L114 108H116L115 106H122ZM137 104V105H136ZM146 106H145V105ZM201 104L203 105V106H201ZM248 104V103H247ZM250 104V103H249ZM41 107H40V106ZM69 105V106H68ZM76 105H78V106H76ZM100 108H98L97 106ZM189 105V104H188ZM196 105V106H195ZM37 106V107H36ZM96 106V107H95ZM100 106H102V107H100ZM136 106V107H135ZM148 106H150L149 104H148ZM177 106H179V104L177 105ZM210 106V107H209ZM254 106H255V108H254ZM80 107V108H79ZM105 109H104V108ZM143 107V108H142ZM175 107H176V105H175ZM214 109H213V108ZM259 108V110L260 111H258V108ZM90 108H92V109H90ZM94 108V109H93ZM129 108H130V112H131V115H129L130 114V112H129ZM132 108H134V112H132L131 111V109ZM150 108V107H149ZM160 108V107H159ZM163 108V109H162ZM222 108V109H221ZM61 109H62V111H61ZM80 109V110H79ZM87 110V111H85V110ZM121 109V108H120ZM124 109V108H123ZM198 110V111H195V110ZM203 109V110H202ZM207 109V111H205ZM208 109H210V112H209V110ZM214 110V113H212V110ZM60 110V111H59ZM92 110H94V111H92ZM122 110V109H121ZM120 110V111H121ZM160 110V111H159ZM186 110V111H187ZM200 110V111H199ZM80 111V112H79ZM116 111H118L119 113V116H117V117H115L116 119H118L119 118V121H120V119H123V117H122V113H123V111H122V113L119 111V109H117ZM141 113V115H142V118H144V119H139V117H140V113ZM156 111H157V115H156ZM167 111V112H166ZM147 112V113H146ZM187 112H190V109L187 111ZM216 112V113H215ZM217 112H220V113H222V112H224V113H226V116L224 115V113H222L221 114V116H220V114L219 113H217ZM229 113V116L227 115L228 113ZM257 112L259 113V112H261L260 114H262L261 116H260V114H259V121H256V120H258L257 119V117H258V115H257ZM138 113V114H137ZM205 113H206V115H205ZM208 113V114H207ZM209 113H211L210 115H209ZM251 113V114H252ZM33 114H38V116H33ZM81 114V115H80ZM121 114V115H120ZM133 114H134V116H133ZM138 115L137 117L138 118H136L135 119V116L136 115ZM153 114H154V116H153ZM176 114V115H175ZM191 114V113H190ZM213 114V115H212ZM214 114H216V116H218V118L216 119V117H215V115ZM219 114V115H218ZM43 115H45V116H43ZM107 115V114H106ZM109 115V114H108ZM160 115H165L163 118H162V116H160ZM207 115H209L210 117H212V118H209V116H207ZM212 115V116H211ZM47 116V117H46ZM65 116V117H64ZM128 116H130V117H128ZM132 116V117H131ZM157 118H156V117ZM160 116V117H159ZM175 116V117H174ZM205 116H207L205 119H204V117ZM215 118H214V117ZM253 116H254V114H253ZM121 117V118H120ZM154 117H155V119H154ZM174 117V118H173ZM198 117L200 118V119H198ZM226 117V118H225ZM261 117H263V118H261ZM114 118V119H115ZM169 118V119H168ZM176 118H177V123H178V125H177V123L175 124V121H176ZM224 118L226 119V121L224 120ZM242 118V117H241ZM240 118V119H241ZM254 118H255V120H254ZM29 119H30V122H29ZM49 119H51V118H49ZM70 119V120H71ZM147 119H149V120H147ZM160 119V120H159ZM208 119H209V121H208ZM214 119H216V120H214ZM218 119L220 120V119H222V122H221V120L220 121H218ZM239 119V120H240ZM243 119L246 121V119L245 118H242V122H244L243 121ZM263 119V120H262ZM32 120V121H31ZM35 120V122H34V124H32V127L30 126L31 125V122H33ZM134 120H137V121H139L138 123L140 124V121H141V125L139 126V127H141L142 129L144 128L145 129V126H146V129H145V131H144V129L142 130V132L140 131V128H139V130L137 131V125H139V124H133V121ZM152 120H154V121H152ZM197 120H195V121H197ZM227 120H231V122H229L228 121V124H227ZM115 120H113V121H110L109 123H112V122H114ZM119 121H116V122H119ZM131 121V122H130ZM163 121H166V122H163ZM204 121L207 123V125H205L206 123H204ZM215 121V122H214ZM225 121V122H224ZM233 121V122H232ZM252 121H254V122H252ZM261 121H260V124H259V127L260 126H263L264 127V123H261ZM130 122V123H129ZM136 122V121H135ZM146 122V123H145ZM149 122H150V124H149ZM158 122V123H157ZM162 122V123H161ZM198 122V121H197ZM198 122V123H199ZM208 122L210 123H212L211 125H209L208 124ZM217 122H221V126L223 127H220V125H219V123H217ZM234 122H237V124H238V126H237V124L236 123H234ZM257 122H258V124H257ZM30 125H29V124ZM121 123H123L122 122V120H121ZM146 125H145V124ZM153 123V124H152ZM156 123V124H155ZM168 123V124H167ZM213 123H216V128L218 127V125H219V127H218V129H220V130H218V129H216V131L214 132V130L212 129V127L214 126V124ZM224 123H226L227 125H225ZM234 124V126L232 125V124ZM250 123H251V125H250ZM114 124H116V123H114ZM119 124V123H118ZM165 124V125H164ZM167 124V125H166ZM174 124V126L175 127H177V126H179L178 127V129L176 130V128H173L172 127V125ZM182 124L184 125V127H186V128H184L183 126H182ZM230 124V125H229ZM34 125V126H33ZM149 125V126H148ZM186 125V126H185ZM225 125V126H224ZM236 125V126H235ZM31 128H30V127ZM38 126V127H37ZM135 126H136V130L134 129H132L133 127L135 128ZM144 126V127H143ZM159 126V127H158ZM161 126L162 127H164L165 126V130H166V127L168 126L170 129H169V132L170 131H172L173 129L175 130H173L172 132H170V133H172L174 136L172 137V134H170V135H168L169 133H168V131L166 130V134H167V136H168V139H169V136H170V139L169 140H171V141H169L168 139H167V137H165L166 135L164 134L165 133V130H164V128L163 129H160L161 128ZM202 126V128H200ZM211 126V127H210ZM228 128H232L233 127V129H234V127L237 129V127H239V130L237 131L236 129H234V131H237V132H233V130L230 128V129H228ZM158 127V128H157ZM168 127H167V129H168ZM181 127H182V129H181ZM204 127V128H203ZM227 128V129H225V128ZM263 127H260V129L263 131V136H264V128ZM52 128H54V126L52 127ZM131 128V129H130ZM148 128V129H147ZM152 128H153V130H152ZM157 128V129H156ZM179 128H180V130H179ZM206 128V129H205ZM211 128V129H210ZM222 128V129H221ZM33 129V130H32ZM114 129V130H113ZM119 129V130H118ZM155 129H156V132L157 131H159V132H154L155 131ZM158 129H160V130H158ZM190 129V130H189ZM195 129V130H194ZM203 129H205L206 131H204ZM209 129V130H208ZM9 130H13L14 131V133L12 132H9L8 133V131ZM110 130H113V131H111V132H107V131H110ZM151 130V131H150ZM162 130L164 131V133L162 132ZM186 131V134L188 135V133H190L191 132V135L189 134V136H187L186 134H184L185 133V131ZM188 130L190 131V132H188ZM192 130V131H191ZM202 130H203V132L206 134V136H204V140H205V138L206 137H208L207 139H206V141L204 142V140L202 139L203 138V134L204 133H202ZM213 130V132H211V131ZM222 130V131H221ZM226 130H230V131H226L227 133H229L228 135L231 137V135H233V134H231V131L234 133V136L233 137H236V136H238V138L239 137H242V138H240L241 140H243V141H245V139H250V141L248 142V146H247V150H244V152H242V154L240 153V155L238 154V153H236L235 152V150H233V153H232V151H228V149H229V147L231 148V145L228 147L227 145L225 146V145H217L216 144V146H218L217 148H218V150L219 149H222V150H217V148H215V146H214V143H212V142H214V134H215V136L216 137H218V136H223V135H225L224 133H225V131ZM118 133H117V132ZM144 131V132H143ZM181 131V132H180ZM197 131V132H196ZM208 131H210V132H208ZM219 131V132H218ZM224 131V132H223ZM102 132V133H103ZM115 132H116V134H115ZM128 132L130 133V132H133V133H130V134H128ZM139 132H140V134H139ZM152 132V133H151ZM177 132H180V133H182V134H184L185 135V138H187V139H184V135L182 136V134L181 135H179ZM193 132V133H192ZM199 132H201V133H199ZM207 132V133H206ZM217 132H218V136H217ZM221 132V135H219V133ZM223 132V133H222ZM120 133V134H119ZM142 133V134H141ZM196 133V134H195ZM198 133V134H197ZM211 133V135H209V134ZM227 133H226V135H227ZM112 134V135H111ZM164 136H163V135ZM175 134H177L176 136V138H175ZM193 134V135H192ZM201 134V135H200ZM231 134V135H230ZM239 134V135H238ZM17 135V136H16ZM35 135V136H34ZM109 135H110V137H109ZM114 135V136H113ZM150 135V136H151ZM198 135H200V136H198ZM208 135V136H207ZM246 135H248V134H246ZM126 136V135H125ZM179 136L181 137V138H179ZM190 136H191V138H190ZM193 136H196V137H193ZM197 136H198V138H197ZM245 136V137H244ZM249 136V135H248ZM73 137V138H72ZM156 137V138H157ZM172 137V138H171ZM194 138V140H193V138ZM34 138V139H35ZM67 138L68 139H70V140H74V136H70V134L68 133L67 134ZM127 138H129V137H127ZM126 138V139H127ZM163 138V139H162ZM210 138H212V139H210ZM245 138V139H244ZM161 139V140H160ZM175 140V142H173L174 140ZM189 139H191V140H189ZM195 139H196V141H195ZM103 140V141H102ZM118 140V141H117ZM127 140H129V141H125L126 143H127V146H126V144H124L123 143V146H122V144H121V142H124V141H122V139L120 140V143H118L116 146H117V148L119 147V151H117V152H121L123 155V157H124V159L125 158H127V155H128V157H129V155H130V153H131V150H132V148L134 147L133 145H132V143H129V142H131V139H127ZM202 140V141H201ZM209 140H210V142H211V144H212V146H214V148L216 149H213V150H215V151H218V152H215L214 153V151L213 150H211L212 149V147H209V145H210V142H209ZM213 140V141H212ZM247 140V141H248ZM254 140V139H253ZM178 141V142H177ZM180 141V142H179ZM169 142H171V144H169ZM192 142H194L193 144H191ZM201 142H203V143H201ZM72 143H75L74 141L72 142ZM71 143V144H72ZM103 143H106V145H104ZM176 143V144H175ZM179 143V144H178ZM196 143V144H195ZM207 143H209V144H207ZM110 144V145H109ZM195 144V145H194ZM203 144H205V146L208 148L207 149V151L209 152V154H214V155H209L208 154V152L206 153V147L203 145ZM72 145H74V144H72ZM115 145H113V146H115ZM130 145V146H129ZM185 145V146H186ZM197 145V146H196ZM115 146V147H116ZM129 146V147H128ZM186 146V147H187ZM222 148H221V147ZM223 146H225V147H223ZM82 147V146H81ZM84 148L86 147V146H83ZM126 147H128V148H126ZM196 147H197V150H196ZM261 147V146H260ZM125 148H126V150H125ZM114 149V147L111 149V150H113ZM122 149V150H121ZM211 151H210V150ZM226 149H227V151L228 152H226ZM233 149V147L231 148V150ZM246 149V148H245ZM30 150V151H29ZM230 150V149H229ZM260 150H261V148H260ZM124 151V152H123ZM129 151V152H128ZM221 151H222V153H221ZM246 151V152H245ZM262 151L263 150H261V153H262ZM112 152V151H111ZM178 151H176V153H177ZM213 152V153H212ZM225 152V153H224ZM129 153V154H128ZM190 154H192V152H189ZM227 153V154H226ZM114 154V153H113ZM206 154H208V155H206ZM112 155V154H111ZM110 155V156H111ZM175 155V156H174ZM200 155V154H199ZM247 155V156H246ZM201 157H203V154H201L200 155ZM215 156L213 157V158H215ZM221 156H222V158H221ZM264 156V155H263ZM183 157V158H182ZM192 157H194V155L192 156ZM200 157V158H201ZM229 157V158H228ZM245 157H247L246 159H244ZM188 160H187V159ZM200 158H196L195 157V160H197V159H200ZM206 158H208V157H206ZM216 158L214 159L215 161H216ZM228 158V159H227ZM254 158V159H253ZM264 158V157H263ZM191 159V158H190ZM203 159V158H202ZM224 159V158H223ZM261 159V160H260ZM39 160V159H38ZM93 160V161H92ZM168 160H170V161H168ZM186 160V161H185ZM213 160V159H212ZM231 160V159H230ZM250 160V161H249ZM112 161V162H111ZM185 161V162H184ZM225 161V160H224ZM229 161V160H228ZM253 161H255V162H253ZM230 162V161H229ZM231 162H233V161H231ZM121 163V164H120ZM185 165H184V164ZM95 164V165H94ZM124 164H125V166H124ZM180 164H182L183 166H181L180 167ZM117 165V166H116ZM188 165L189 166H191V168H190V170L188 171ZM115 166V167H114ZM123 166V167H122ZM126 166H128V167H126ZM129 166L131 167V169L129 168ZM107 169H106V168ZM111 167V168H110ZM117 167V168H116ZM126 167V168H125ZM184 167H186V168H184ZM162 168V169H161ZM176 170H175V169ZM188 168V169H187ZM112 169V170H111ZM153 169H151V171H153V172H149V173H151V175H152V173H154L153 174V176L156 178V177H158V176H160V175H157L159 172L157 171V170H153ZM167 170H170V171H172L173 170V172L174 173H176L177 174V172H179V174H178V176H176L175 174H174V176H173V178L176 176V179L174 178H171V177H169L168 175H166V172H167ZM182 170V172H183V174H182V172H180ZM186 170H187V172H186ZM105 171H107L106 173H105ZM108 171H110V172H108ZM155 171V172H154ZM176 171V172H175ZM115 172V173H114ZM186 172V174H184ZM195 172H198L197 174H195ZM199 172H201V173H199ZM103 173H104V175L106 176V179H104L105 177H104V175H103ZM112 174V176H113V178L115 177L116 179H114V181L113 180H107L108 178L110 179L111 177V174ZM165 173V174H164ZM190 173V174H189ZM131 174H130V176H131ZM160 174V173H159ZM109 175V176H108ZM140 175V178H142V179H147V178H145V176H144V174H142V173H140L139 174ZM141 175H143L144 177H141ZM162 175V176H163ZM195 175H198V176H195ZM201 175V176H200ZM210 176V177H206V176ZM102 176L104 177V178H102ZM107 176H108V178H107ZM149 175H147V177H148ZM189 176V177H188ZM193 176H194V179H193ZM179 177H181V178H179ZM199 177V178H198ZM221 177H222V175H221ZM112 178V179H113ZM118 178V179H117ZM159 178V177H158ZM158 178H156V179H158ZM177 178H179V179H177ZM188 178V179H187ZM189 178H190V180H189ZM206 178H209V180H207ZM199 179V180H198ZM106 180V181H105ZM184 180V182H182ZM185 180H187L188 182L189 181H191V182H187V181H185ZM195 180V181H194ZM211 180V182H212V180H213V182L211 183H209V181ZM143 181V183H144V180H142ZM141 181V182H142ZM167 181V182H168ZM180 181V182H179ZM197 181V182H196ZM198 181H200L199 183H198ZM204 181V182H203ZM208 181V182H207ZM108 182V184H110ZM218 182H220V183H218ZM221 182H223L225 185H229V183H230V186H229V189H227L226 187L227 186H225V185H223V186H225V189H227V190H223V191H221V189L223 188L224 189V187L222 186V184H221ZM151 185H150V184ZM154 183H156L155 185H152V184H154ZM196 183V184H195ZM198 183V184H197ZM204 183V184H203ZM207 183V184H206ZM215 183V184H214ZM179 184V185H178ZM182 184V185H181ZM200 184V185H199ZM205 184H206V186H205ZM218 184V185H217ZM232 184V185H231ZM145 185H147L146 187H145ZM152 186V187H154V188H152L151 187V189L149 188L150 186ZM149 186V187H148ZM157 188H156V187ZM182 186H183V188H182ZM197 186H198V189H199V191L196 189L197 188ZM204 186V187H203ZM210 186H211V189H210ZM149 188V190H148V188ZM207 187V188H206ZM217 187H218V189H217ZM221 187V189H219ZM163 190H162V189ZM175 188V189H174ZM197 190V192H195V190ZM155 189V190H154ZM177 189V190H176ZM209 189V190H208ZM100 190V191H99ZM101 190H102V192H101ZM147 190H148V192H147ZM151 190V191H150ZM158 190L159 191H161V192H159L160 193V195H159V193H158ZM183 190V191H182ZM211 190V191H210ZM234 189H232V191H233ZM153 191H154V193L156 194V196L154 195L153 196ZM156 191H157V193H156ZM165 191V192H164ZM169 193V195H167L168 193ZM171 191H173V193H170ZM194 191V192H193ZM220 191V192H219ZM235 191V190H234ZM150 192V196L151 197H149V195H148V193ZM164 192V193H163ZM185 192V193H184ZM198 192H199V195H198ZM214 192H215V194H214ZM217 192V193H216ZM223 192V193H222ZM228 192V193H227ZM102 193V194H103ZM166 193V194H165ZM177 193V194H176ZM161 194H162V196H161ZM202 194V195H201ZM212 195V197H211V195ZM214 194V195H213ZM146 195H148L147 197H149V198H147L146 197ZM167 195V196H166ZM210 195V196H209ZM217 195H218V197H217ZM234 195H235V197H234ZM173 196H171L172 198H174ZM175 196V197H176ZM193 196H194V198H193ZM201 196V197H200ZM205 196H207V197H205ZM183 197V200H185L186 198H184ZM196 197H197V199H196ZM199 197V198H198ZM210 197H211V199H210ZM215 197V198H214ZM224 197H225V199H224ZM228 199H227V198ZM232 197V198H231ZM145 198V199H144ZM148 200H147V199ZM163 198V199H164ZM169 198V197H168ZM220 198V199H219ZM99 199V200H98ZM133 199V198H132ZM199 199H202V201L201 200H199ZM204 199H205V202H204ZM216 201H215V200ZM229 199H230V201H229ZM134 200V199H133ZM133 200H130V201H133ZM207 200V201H206ZM220 200H222V201H220ZM225 200H227V202H228V207L227 208H225L226 207V205H227V202L225 201ZM116 201V202H115ZM197 201H200V202H203V205L205 204V207L207 208V210H205V208L203 209V206H202V204L201 203H199L201 206H199L198 204H197ZM120 202L121 203H123L122 205H119L120 204ZM220 202V203H219ZM226 202V203H225ZM115 203H118V204H115ZM127 205H126V204ZM191 203H192V201H191ZM210 203V204H209ZM214 203V204H213ZM216 203V204H215ZM233 205H232V204ZM125 204V205H124ZM219 205V207L222 205V207L221 208H223L222 210H221V208L220 209H217V208H219L218 207V205ZM229 204H231V205H229ZM115 205V206H114ZM117 205V206H116ZM119 205V206H118ZM181 205V206H182ZM191 205H189V206H191ZM120 206H121V208H120ZM122 206H124V207H122ZM127 206H128V208L130 209H128L127 208ZM212 206V208H214V209H210V211L211 210H215V212L213 211H211V213L209 212V209L208 208H210ZM213 206H215V207H213ZM216 206H217V208H216ZM225 206V207H224ZM115 207V209H113ZM176 207V206H175ZM188 207V206H187ZM119 208V209H118ZM194 210H193V209ZM200 208H202V209H200ZM118 209V210H117ZM183 209H182V211H183ZM217 209V210H216ZM110 210H112V211H110ZM185 210V209H184ZM193 210V211H192ZM220 210V211H219ZM117 211H119V212H117ZM142 211V212H141ZM200 211H203V212H200ZM114 212V213H113ZM117 212V213H116ZM123 212V213H122ZM125 212V213H124ZM127 212H128V214H127ZM186 212H187V214H186ZM188 212H189V214H188ZM192 212V213H191ZM195 213H197V214H195ZM200 213V214H199ZM202 213V214H201ZM213 213V214H212ZM71 214V215H72ZM112 214V215H111ZM131 214V215H130ZM143 214V215H142ZM129 215V216H128ZM145 215V216H144ZM187 215V216H186ZM190 215V216H189ZM209 215V216H208ZM225 215V216H224ZM80 216V217H79ZM131 216V217H130ZM166 216H168V217H166ZM144 217V218H143ZM146 217V218H145ZM187 217V218H186ZM191 217H192V219L193 220H190L191 219ZM208 219H207V218ZM143 218V219H142ZM158 218H159V220H158ZM170 218V219H169ZM172 218V219H171ZM211 218V219H212ZM128 219H129V221H132L133 223H135V227L134 228H131V229H133V231L134 230H136L135 231V235H133V232H132V230L131 229H129V228H127V224L125 225V221H127V222H129L128 221ZM166 219H167V221H166ZM203 219V220H202ZM206 219H207V222L205 223V221H206ZM210 219V220H211ZM212 219V221H213V223H214V225H216L217 226V223L215 224V221ZM217 219V218H216ZM217 219V220H218ZM230 219V220H229ZM236 219V220H235ZM74 220V219H73ZM96 220V221H95ZM134 220V221H133ZM138 222H137V221ZM172 220H174V222L172 221ZM189 220V221H188ZM200 220V221H199ZM234 220V221H233ZM171 221V222H170ZM180 221H181V223H183V224H181L180 223ZM197 221H199V225H198V222ZM211 221V222H212ZM173 222V224L174 225H172L171 223ZM190 222V223H189ZM197 222V223H196ZM201 222V223H200ZM139 223V224H138ZM192 223V224H191ZM196 225H195V224ZM224 223V224H223ZM1 224V223H0ZM147 225V227L149 228H147L146 226H142V225ZM194 224V226H192L191 227V225H193ZM226 224V225H227ZM126 227H125V226ZM137 225V226H136ZM158 225H159V227H158ZM170 225V226H169ZM181 225L183 226L182 228H177L178 230H180V232H178V230H176V227H175V233H174V231L171 233V232H168L169 230L170 231H172V227H174V226H179V227H181ZM201 225V226H200ZM213 225V224H212ZM211 225V226H212ZM220 225H218V227H222V226H220ZM225 225V226H226ZM234 225H237V224H234ZM1 226V225H0ZM166 226V227H165ZM171 227V229L170 228H167V227ZM196 226V227H195ZM200 226V227H199ZM204 226H205V228H204ZM137 227V228H136ZM142 227H145L144 229H145V232L144 231H142L143 229H142ZM197 227H199L198 229H202L203 231H198V229H197ZM224 227V226H223ZM125 228H127V229H129L130 231H131V233H129V231L128 230H126L125 231ZM142 230H141V229ZM165 228H167V229H165ZM193 228V229H192ZM204 228V229H203ZM140 229V230H139ZM151 229V230H150ZM153 229V230H152ZM166 231H165V230ZM189 229H187V232H188V230ZM195 229V230H194ZM160 230V231H159ZM165 231V233H169V236H170V233H171V238H168V234H164L163 232ZM168 230V231H167ZM174 230V229H173ZM189 230V231H190ZM127 231H128V233H127ZM158 231V232H157ZM198 231V232H197ZM149 234V236H148V234ZM152 232V233H151ZM178 232V233H177ZM195 233V235H193L194 233ZM8 232L6 231V234H2L1 235V237L2 238H0V264H12V259H13V257L11 256V253H13L14 251H16V250H18L19 249V247H15V245L14 244H12V245H14V247L11 245H8L7 243H9V241L7 242V240H5V237L6 236H8V234L10 235V233H8ZM162 233V234H161ZM174 233V234H173ZM137 234V235H136ZM143 234H145V235H143ZM185 234H186V232H185ZM147 235V236H146ZM164 236L163 238L161 237V236ZM172 235H173V237L174 238H172ZM11 236V235H10ZM137 236V237H136ZM165 236H167V238H165ZM180 236V235H179ZM197 236V237H196ZM12 237H14V234L12 233ZM149 237V238H148ZM4 238V239H3ZM93 239H94V241H93ZM125 239V240H124ZM160 239V240H159ZM164 239L166 240V241H164ZM177 239V238H176ZM177 239V240H178ZM137 240V241H136ZM151 241V242H150ZM92 242V243H91ZM156 242H159L158 244L156 243ZM208 242H209V240H208ZM137 243V244H136ZM153 244V246H151L152 248H151V251L153 252V255H155L156 253H158L159 254V250H157L156 248L157 247H155L156 245H154ZM187 244H189V245H187ZM209 244V245H208ZM17 246V245H16ZM136 246V247H135ZM208 246V247H207ZM16 248V249H15ZM156 250H155V249ZM97 249V248H96ZM150 249V248H149ZM148 249V250H149ZM150 251V250H149ZM150 251V252H151ZM157 251V252H156ZM208 251V252H207ZM8 252V253H7ZM207 252V253H206ZM100 254V253H99ZM9 255V256H8ZM101 255V254H100ZM7 256V257H6ZM102 256V255H101ZM10 258V260L8 261V259ZM146 258V260H143V259H145ZM5 259V260H4ZM147 259H149V261L147 260ZM6 260L8 261L7 263H6ZM130 261V260H129ZM147 261V262H146ZM10 262V263H9ZM144 262V263H143ZM152 264H154V261H153V263ZM155 264H157V263H155Z\"/></svg>",
  "mask_w": 264,
  "mask_h": 264
},
{
  "label": "built area",
  "instance_id": "built-area-1",
  "mask_svg": "<svg viewBox=\"0 0 264 264\" xmlns=\"http://www.w3.org/2000/svg\"><path fill=\"white\" fill-rule=\"evenodd\" d=\"M170 10L167 0H0V33L11 35L25 46H38L40 42L53 45L57 33H62L59 41L74 54L80 72L119 88L139 82L150 85V78H141L156 74L154 59L168 50L150 28L163 27ZM125 19L133 25L130 36L140 53L136 60L123 48ZM134 73L137 78H126V74ZM257 152V145L251 147V156Z\"/></svg>",
  "mask_w": 264,
  "mask_h": 264
},
{
  "label": "crops",
  "instance_id": "crops-1",
  "mask_svg": "<svg viewBox=\"0 0 264 264\" xmlns=\"http://www.w3.org/2000/svg\"><path fill=\"white\" fill-rule=\"evenodd\" d=\"M0 206L6 211H9L7 213L10 217L9 218L7 215L6 218L2 219L0 236L2 233L6 232L8 228L9 233H13L14 237L9 235L6 236L5 239H7L9 243L14 242L13 244L19 247L18 250L11 253L13 257L12 264H17L19 260L24 261L26 264L27 262L28 264H74L72 259L69 258L70 256L62 243L50 229L29 210L19 195L15 193L10 185L1 177ZM68 212L70 215L72 214L71 211ZM71 216L75 217L73 214ZM73 219L75 221V218ZM110 237L111 236L107 235L105 238L101 239V242H96V244H94V247L98 249L99 253L106 261H108L109 264H136L135 259H129V246L120 243V241L116 246H113Z\"/></svg>",
  "mask_w": 264,
  "mask_h": 264
},
{
  "label": "water",
  "instance_id": "water-1",
  "mask_svg": "<svg viewBox=\"0 0 264 264\" xmlns=\"http://www.w3.org/2000/svg\"><path fill=\"white\" fill-rule=\"evenodd\" d=\"M0 147L7 151L18 168L10 170L11 175L20 178L31 194L25 198L10 182V174L0 168V177L10 185L29 210L50 229L56 238L75 250L91 264H109L84 237L66 207L56 197L46 179L34 162L16 145L0 137ZM1 167V165H0ZM63 244V243H62Z\"/></svg>",
  "mask_w": 264,
  "mask_h": 264
},
{
  "label": "trees",
  "instance_id": "trees-1",
  "mask_svg": "<svg viewBox=\"0 0 264 264\" xmlns=\"http://www.w3.org/2000/svg\"><path fill=\"white\" fill-rule=\"evenodd\" d=\"M96 249V248H95ZM96 251L99 253L98 249H96Z\"/></svg>",
  "mask_w": 264,
  "mask_h": 264
}]
</instances>
